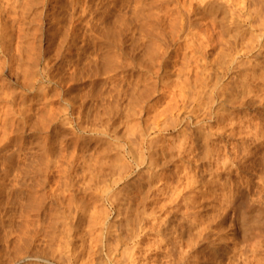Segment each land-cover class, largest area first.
Segmentation results:
<instances>
[{"label":"rangeland","instance_id":"1","mask_svg":"<svg viewBox=\"0 0 264 264\" xmlns=\"http://www.w3.org/2000/svg\"><path fill=\"white\" fill-rule=\"evenodd\" d=\"M7 1L8 2H6L5 0L0 1V62H1L0 63V74H1L0 75V86H1L0 87V95L1 94L3 95V96L2 95L0 96V99H1L0 100V111L1 112L3 110L5 111V112L3 111L4 113L2 112L1 116H0L2 118V120L0 118V120H1L0 121V123H1L0 131L3 132L5 130V134H0V146H1L0 147V188H1V190H0V194H1L0 195V200H1L0 201V203H1V205H0V210H1L0 211V241H1L0 242V264H3L4 262H5L4 264H9V263L14 264L13 262L16 261V259H18L17 255L20 254V252L18 253L19 248H28L31 251L41 250L40 251L41 254H43L42 251H44V253H46V255L45 254H43V255H45L47 257L49 255V257H48L50 260V261H48L49 264H53V263L56 264V261H55L56 259L53 261L50 258L52 255L53 256L57 255L56 251H58V253L64 252V254H68L69 257L71 258L70 264H91V263H93V264H102V263L103 264H113V262L116 260L118 262L123 263L125 261V263H127V262H129L127 260H129L128 258H129L130 253H137L136 255L138 256V260L141 258L140 260L142 261L141 255H143V252H144L143 250H145V247H143L144 244L142 245V243H143L142 238L143 237L141 238L140 236L143 235L142 229H143V226L146 224L145 220H147V216H145V215L147 214L146 212H148V210H149V212H153L154 210L156 211V207H157L156 202L158 201L157 199H160L162 196L161 195L159 196V193L157 191H155V188L153 187L154 185H152V186L150 185L157 178L156 177H155L156 179L153 178L150 182L148 180V178L145 177L146 174L144 175V172H143V170L145 171L144 164L141 161L134 162L130 156L131 155L130 153H136V154L139 153L138 155L140 156V159H143L142 154L145 151V148H144L145 144H143L144 135L142 136V134L145 132H147L145 134H148V136H150V138L147 136L149 139L152 138L153 140H158V141H156V143H158V145H160V146L163 145L164 150L168 149L169 152L164 151V155L162 156L163 160L161 162V163H164V162H166V163L164 165L162 164L160 168H161L162 173L164 172V176H167V178L172 181V182L170 181L171 183L170 182L168 183L169 184L168 186L166 185L167 186L166 191L170 192V191H172L174 186H175V188H177V184H178L177 182L178 181L176 178L178 177V173L181 172V171L180 172L178 171L179 170L178 167L183 165V163L181 164L182 160L180 157H178V153H177L179 150L178 146L180 145L178 143L179 142L181 143L182 139H183L182 138L180 140L179 137H181V136L184 137L183 135L195 133L196 128H194V127L198 126L197 124L201 123V122H205L206 124H208V122L211 121L210 123H212L216 127V123H217L216 122V118H217L216 114H212L211 118L206 119V114H207L206 113L207 112L206 104H208V101L211 100V98H214L215 102L216 103L218 102L220 104V105H218L219 107L217 106L218 109L219 108L223 109L222 111H220V113H223V114L225 113L224 116H226L227 119L231 118L230 119L231 121L233 120V121L237 122V120L239 121V119L241 121L242 119L244 120L245 118L246 119L250 118V119H252V121L250 119H249L250 121L247 119V122L249 121V123L251 122L253 124V121L255 122V120H256V123H258L259 121H262L264 119V101H263L264 100V24H262V25L259 24L260 22H262V20L264 22V17H263L264 16V0H250V1H248V5L246 3H243V5H241L239 7V8H242V10L239 9L238 7L230 9L231 13H235L236 11H234V10L236 8H237L236 10H238V9L241 10L242 12L241 11L239 12V10L237 11V13L240 14V16H239L240 18H238L237 15H239V14H237V13H235V14H237L236 15L237 17H235V14H231L229 12L230 10L227 12L228 9H224L227 13L223 10V12L225 14H227L226 16H225V14H223V12L217 13L216 15L213 13H209V11L205 12L204 7H203V9L201 7H199V6H201V3L203 6V3H204L203 0L202 1L200 0L201 3L199 6H198L199 3L198 4L196 3L197 1L199 2V0H196V2H195V0H193V1H190V3H189V0H163V2L161 0H15V2H14V0H7ZM148 1H149L150 5L147 3ZM218 1L219 0H216L217 3H218ZM12 2L15 4L14 7H12L13 6ZM128 2H129V4H128ZM191 2H193V3H191ZM1 3H2V5H1ZM144 3H145V5H144ZM187 3H189V4H187ZM219 3H220V1H219ZM250 3H252V5H251L252 8L250 7ZM73 4H74V7H73ZM3 5H5V8ZM84 5H85V7H84ZM141 5L145 6V7L143 8ZM188 5H190L189 9L187 7ZM183 6L185 7V9L183 8ZM192 6L195 8H193ZM247 6H249V7H247ZM6 7H7V9H6ZM8 7L12 10L14 9L13 11L15 13H12L13 11L10 9L8 10ZM197 7H199V9ZM125 9H126V11H125ZM249 9L254 10V11L251 10V13L253 12L252 13L253 15H251L249 13V11H250ZM2 10L4 11V13ZM185 10H186V12H187V10L189 11L188 12L189 16H186ZM191 10L193 11L194 14L190 13ZM197 10H198V12L202 13L203 16L200 13H197ZM5 11H6V13H5ZM151 12L153 13V15L155 14L154 18L150 17L152 15ZM155 12H157V13L160 12L159 13L160 15L155 13ZM161 12H162V14H161ZM173 12H174V15H176L175 12L176 13L179 12V13L177 16H173L172 15ZM255 12L257 15H255ZM147 13H151V15L147 14ZM183 13H185V15ZM188 13H187V15H188ZM228 13H230L232 15L231 18L229 16L230 14H228ZM144 14H145V16L147 14L148 18L145 17ZM164 14H165V16H164ZM167 14H168V16L166 17ZM182 14H183V16H186V21H185V18L182 17ZM8 15H10V16H8ZM12 15H14V16L12 17ZM86 15H87V17H86ZM142 15L144 18H142ZM157 15L160 16V17H158V18H160V21L162 20L165 23H166L165 20L171 21V20L176 19L175 23L177 24V22H178L179 27L180 26H182V27L178 28L176 26V31L177 30H178L177 32L180 31L178 34L175 32L176 37H174V38H176L175 40L177 42L175 40L166 39V38L170 37V35L166 34L168 37L165 36V39L168 42L165 40L166 42L163 45H166L167 48L164 47L163 49H165V50L167 49L168 52H167L166 56H165V54H163V56H161V54H158L156 56V58H155L156 63L155 64H159V67L156 66L157 71L158 70L159 71L156 72V74L154 73L156 75L154 78V75L152 74V72L155 68L154 67L155 65H153V70L148 69V73L152 71L150 74H148L146 68L142 69V66H140L141 69H140V67L138 68V66H137L138 63H136V62H137V60H140L139 58L141 57V55L143 53V51H141V49L143 48L142 50H144V47H146V45H147L146 42L147 41L149 42V38L146 36L148 40L146 39L147 41H145V44L143 43L146 37L145 36H144L145 38L142 37L144 34L142 35L141 32H143V29H144L143 27L146 26V28H147V25L143 26V24L144 23L146 24L147 21L151 18L153 19V20L151 19L153 22L155 19H157L156 18ZM222 15H224L225 18L224 17L222 18ZM178 16H180V18L182 20L178 19ZM233 16L235 18H238L237 19L238 21L235 18H232ZM90 17H91V19H90ZM96 17H98V18H96ZM187 17H189V18L187 19ZM213 17H215V18H213ZM118 18H120V19L118 20ZM134 18H135V20H134ZM145 18H147V19H145ZM227 18H228V21H230V22L227 21L229 24L225 23ZM229 18L231 20L233 19L234 21L236 20V22H235L236 25L234 22L229 20ZM142 19H144L143 20L144 23H143ZM189 19H190V22H189ZM210 19L211 20L215 19L213 21L216 23L212 24L213 21H211ZM224 19H226V20H224ZM115 20H117V21H115ZM145 20H147V21H145ZM151 20H150V22H151ZM67 21H68V23H67ZM182 21L183 22L185 21V23H183ZM126 22H127V25H126ZM129 22H130V24H129ZM152 22L149 23V21H148L147 24L151 25ZM154 22L155 23L153 25H151V27L158 26V24H157L158 21L156 20ZM186 22H188V24ZM140 23H142V24H140ZM165 23L163 24L161 22L159 25L163 26V25H165ZM231 23L234 25H231ZM86 24H87V26H86ZM102 24H104V25H102ZM155 24H157V25H155ZM183 24H185V25H183ZM141 25H142V27H141ZM187 25H191V26H187ZM162 26H161V29L164 27V26L163 27ZM185 26H186V28H185ZM114 27H116V28H114ZM134 27L136 30L134 29ZM140 27L142 29H140ZM149 27L150 26H148V28ZM189 27H190V29H189ZM76 28H78V29H76ZM110 28L115 29V30H110ZM138 28H139V31H141V32L137 31ZM107 29H109L108 31H111L109 35L106 33ZM179 29H182L183 31L179 30ZM188 29L190 31V32H188V35H190L192 33L197 34L198 32L202 34V32L205 30L204 31L205 33L202 34L205 38L201 37L200 36L201 34L198 33L200 39L197 38V41H198V39L201 41V42L199 41L201 46L206 45L208 43L207 46H205V47H207V49L206 48H205L206 50L203 49L207 53H206L204 59L201 60L200 62H199V60L197 61L195 59L196 62H198L197 65L192 64L190 66L191 68L193 66H195V67H193L195 74H194V76L192 75V77L190 76L191 78L189 77L190 78L189 81H191V82L188 85L187 84L184 85V86L187 85L186 86L187 89L185 88L183 91V94H184V101L182 103L183 107L182 108L180 107V111L178 110V112L176 110L175 111L173 110L172 112H170L172 114L164 113V114H162L163 116L161 115L162 118H164L165 115L170 114L169 116H166V117L168 119L170 117L172 120L173 119L175 120V121L173 120L174 122L171 119H170V121H172V122H169V120H168L169 125L167 126V129L165 128V130H163L162 129L163 126H161V124H160V121L163 120L162 118H160L161 117L160 113H161V111L163 112V110H165L164 107L166 105H167V107L171 106L168 104H172L173 101L171 102V100H170L172 93L170 95L169 89L167 90V88L163 87L165 84L164 83H163L164 85L162 84L161 79L163 80L162 77H164V80H165V77L168 76L169 77L168 79L171 78V80H173L177 76L178 80L179 79L182 80L183 74L185 72L183 73L182 71H179V72H182V73H180L182 75L181 76L177 70L181 67V63H180V61H181L180 59L182 56L181 53H183L184 50H181L182 51L181 52V51H176V49H178L179 47H180L179 49L185 48L188 46L193 47L192 45H188L187 41L191 40V38H192L191 41L194 42L196 39H194L193 37H195V38L198 37V35L192 34L188 37L189 40L186 41L185 37L187 36V32H184V31H188ZM198 29H200L201 32ZM220 29H221V31H220ZM195 30H197L198 32ZM63 31H65V33ZM101 31H103V32H101ZM113 31L118 32V34L120 36L119 39L121 41H119V39H118V42H117V40H115L118 37L116 34L117 32L113 33L116 35V37L113 35L115 39L113 37H111L112 36L111 34ZM119 32L121 33V35ZM136 32L138 33V35ZM181 32H183V33L181 34ZM219 32H220V34H219ZM122 33H123V35H122ZM97 34H99V35H97ZM103 34H105V36L106 35L110 36V37L107 36V39H109V40L113 39L114 42H116L118 45L115 44L111 40L109 42V40L104 39L106 37L103 38V36H102ZM139 34H141L142 35L141 37L144 39L139 38V40H138V37H140ZM180 34H181V36H180ZM178 35H179V37H177ZM255 35L257 37H255ZM60 36L61 37L63 36V38H61ZM191 36H193V37H191ZM97 37L102 41H99V39ZM201 38H204V41L201 40ZM96 39H97V41H96ZM141 39H142V42H140ZM183 39H185V40H183ZM183 41H185L186 43ZM191 41H189L190 44H192ZM7 42L10 44H8ZM108 42L111 43V46H110V47H112L111 50L113 52H114V50H116L114 52L116 55L114 53H110V52H112L111 50L110 51L108 50V47L110 45ZM137 42L139 43V46L137 45ZM178 42H179V44L177 45L176 43H178ZM199 42H196L195 44L193 43V45H195L194 46L195 48L197 47ZM204 42H205V44H203ZM1 43H2V45H1ZM141 44H143V45L140 46ZM186 44L188 46H185ZM249 44H251V46ZM3 45L8 46V47H4ZM25 45H27V46L31 45L32 47L34 45L35 47H33V48H35V52L32 53L31 51L32 50L34 51V49L30 48L31 50H29V47L27 48V46L25 47ZM106 45L108 47H105ZM115 45H117V46H115ZM181 45L182 46L184 45L185 47H182ZM103 46L106 49L103 48ZM60 47H61V49H60ZM168 47L171 49H168ZM189 47H188V49H189ZM26 49H28V50H26ZM103 49H104V51H103ZM107 50L110 53L109 57L112 56L108 59H106L107 57L105 58V56L109 54ZM29 51H30V53H29ZM171 51H173V53H175L177 55V57L175 54L170 53ZM189 51L190 50H186V53L187 52L189 53ZM31 53L33 54V56ZM34 53L36 54V56ZM170 54H173V55H171V57L174 56L171 59H170ZM91 55H93V56H91ZM168 55H169V58H167ZM103 56L105 59L103 58ZM158 56H161L159 58V60L162 57H163L162 59H165V60H162V59L160 61L157 60ZM197 56H196V58L198 59ZM36 57L38 60L36 59ZM199 57H201V56H199ZM13 58H14V60H13ZM116 58L119 60H116ZM31 59L32 60L34 59V60L31 61ZM109 59H110L111 63L108 62ZM168 59H169V62H168ZM104 60H106L108 62V64ZM125 60H126V62H125ZM22 61L23 62L26 61V62H24V64H23ZM78 62H80V63H78ZM161 62H162V64H161ZM165 62L167 63L166 65H165ZM96 63H98V64H96ZM246 65H248V66H246ZM25 66H26V68H25ZM164 67L166 69L167 68L170 69V71L166 70V71H169V73L164 71L165 69L163 70ZM25 69H27V70H25ZM105 69H108V70H105ZM19 70L21 71V73H19L20 72ZM88 70H89V72H88ZM149 70H151V71H149ZM79 71H80V73H79ZM161 71L164 72L165 74L167 73V75L163 74ZM100 72H101V74H100ZM107 73L109 75H107ZM87 74H88V76H87ZM123 74H124V76H123ZM115 75H116V77H115ZM150 75L152 78H154V81L150 77ZM97 76H99V77H97ZM142 76L147 78V79L144 81V79L141 78ZM159 76L160 77L162 76L160 78V80H159ZM123 77H124V80H123ZM192 78H193V80H191ZM141 79H143L142 81L145 83L147 81V85L149 82H151V83L155 82L156 84L154 83L152 85L149 83L150 85L147 86L145 83L141 82L142 83V85H141V83H139V81ZM148 79H149V81H148ZM168 79H166V80H168ZM164 80H163V82H164ZM175 80H177V79H175ZM175 80H173V81H175ZM21 81H23V82H21ZM158 81L159 82L161 81V84H159ZM167 82H169V81H167ZM109 83H110V85H109ZM127 84L128 85L131 84V86L136 87L135 90L132 89V87L128 86ZM135 84L138 86H135ZM143 84H145V85H143ZM113 85L116 86V88L113 87ZM189 85H190V87L188 88ZM125 86H127V87H125ZM146 86L148 89H149V87H150V89H152V90H149V91H151L150 93L147 92L148 89H146ZM142 87L145 89H143ZM250 87H251V89H250ZM125 88H127V89H125ZM5 89L8 92L7 91L5 92ZM111 89H113V91ZM137 89H141V90L143 89V91L146 90V91H144L145 93L143 92L144 94L149 93L147 95V97L145 98L146 100L143 102L144 104H142L144 107L142 109V112L138 111V107L135 108L134 105H132V104H131L132 105V107H131L130 103H128V96H129V94H131L130 93V92H132L131 90H134L132 93L136 94ZM11 90H13V91H11ZM249 90L251 91V93H248ZM9 91L11 93H9ZM5 93H6V96H4ZM140 93H142V92L141 91L139 93L137 92V96L143 95V93L142 94H140ZM18 94H19V96H18ZM117 95H119V96H117ZM185 96H186V98H185ZM260 97H262V99ZM218 98H220V99H218ZM236 98H238V99H236ZM232 99H235L236 101L232 100ZM30 100H32V101H30ZM68 100L69 101L71 100V101L69 102ZM71 102H73V104ZM231 102L233 103V105ZM109 104L112 106H109ZM178 104H180V103H178ZM186 104L188 105L187 107L190 106L191 108L190 107L189 108L184 107ZM4 105L7 108L11 107L10 109H8L10 111L15 110L14 111L15 114H13L15 116L10 115V117H9L8 113H6L9 111H6L7 108L4 109ZM167 107H165V108H167ZM192 107H193V110H192ZM1 109H3V110H1ZM21 109H22V113H21ZM51 109H52V112H51ZM161 109H163V110H161ZM143 110H145V111H143ZM158 110H161V111H158ZM107 111H109V112H107ZM49 112L52 114H50ZM203 112L205 113V115L203 114ZM23 113H25V114H23ZM3 114H4L5 119H3V116H2ZM46 114L49 116H47ZM55 114H56V117H55ZM175 114H177V115L175 116ZM228 114L230 115V117ZM45 115L47 116V119H46V121H42V120H45V118H46ZM51 115H54V117L53 116L51 117ZM103 115H105V116H103ZM155 115L156 116L158 115L156 121H154L156 119ZM261 115H262V117H261ZM64 116H66V118ZM153 116H155V118H153ZM203 117H205V118H203ZM50 118H51V120L49 121ZM260 118H263V119L261 120ZM6 119H9V121L7 122ZM151 119L153 120V123L151 122ZM159 119H160V121H158ZM212 119H214L215 121ZM229 119H228V121H229ZM65 120H67V121H65ZM207 120H209V121H207ZM217 120H218V118H217ZM245 120H244V122H245V124H247V122ZM11 121L13 123H11ZM40 121H42V122H40ZM9 122L11 123V125L8 126ZM39 122L41 123V125ZM154 122L155 123L157 122V124L154 125L155 124ZM162 122L163 121H161V123ZM175 122L178 123L179 125L176 124ZM196 122H197V124H196ZM210 123H209V125L212 126V124H210ZM256 123H254V124H256ZM44 124H45V126H44ZM149 124L150 125L152 124L151 125L153 127L152 131H150L151 127L149 126ZM183 124H186L188 126H186V125H185L186 127L182 126ZM169 126H171V128ZM180 127H181V130H180ZM11 128L14 129V131L12 130V132H14V133L8 132L6 134L8 129L10 131ZM158 128H160V129L157 130ZM182 128H184V130ZM176 129L179 131H177ZM213 129H214V127H213ZM145 130H147V131H145ZM241 130L243 131V128L242 129H236L235 132L240 131V133H241L242 132ZM158 131L159 132L161 131V132L158 133ZM54 132H56V133H54ZM128 132H129V134H131V133L132 134L129 135ZM141 132H142V134H141ZM243 132H245V129ZM138 133H140V135ZM182 133H183V135H181ZM126 135L127 136L129 135L131 138L129 136L127 137ZM40 136H41V138H40ZM224 136H225V138H224ZM224 136L220 140H219V138L216 140L217 142L221 141V142H218L219 144L216 141L213 143H217L219 145V147H222V145L224 146L225 144H226L225 146H227V144H228L227 151L230 149V152H231V150H232V152H234L235 156L232 157L234 154L233 153L228 154V152H229L228 151L227 152L228 158H225L223 160L224 162H222L223 163L222 165L224 166L227 159H232V158H234V159L229 160V161L231 164H233V163L234 164L231 165L230 163H228V164L226 163L227 165L225 164V167H223V169L221 170L220 162L222 161V159L219 158L220 162L219 161H216V162H219L218 164H220V166L219 165L217 166V163L215 162L216 163L215 169L216 170L218 169L217 170L218 172L214 170L213 172H215V173H214L213 177H215V174H218V176H216L215 179L216 180H218V178L220 179V185L222 184V189H224V187L230 188V186H232L231 189L233 190L236 186H240V184L242 185V187L244 186L245 188H248L250 186V188H248V190H249L248 191V193H249L248 197L250 200L247 199V201L249 203L246 202V203H239L238 204V205H240L239 211H241L240 212L241 215L239 213L240 223L243 225L242 222L246 223V221H248V219H250L251 217H255L256 219H258L257 221H262L261 220L262 215H259V212L256 213V210H255L256 208L254 209L253 206H251V203L255 204L256 200L260 199L259 202L262 201L261 205L258 201L256 204L258 205V203H259L260 206L263 205L262 207H264V203H263L264 202L263 201L264 200V183H263L264 182L263 181L264 175L262 177L257 176L258 173L260 174V172L262 170H264V166H262L261 161H259V160H264V157H260V156L264 155L263 153H261V152H264V141H261L259 139L250 141L249 137H247L248 140L242 139V137H240L244 141V145H243V143H241L243 141L237 135L236 136L239 139L236 136H232V139H231V136H226V135H224ZM77 137H78V139H77ZM153 137H155V139ZM156 138H160V141H163V142H160L159 139H156ZM176 138H177V140H175ZM244 138H246V137H244ZM58 139H61L62 141L58 140ZM43 140H45V141L43 142ZM153 140H152V142L154 143ZM222 140L224 143L222 142ZM240 140H241V142H240ZM251 140H252V138H251ZM75 141H76V143H75ZM176 141L178 142L177 144H176ZM228 141H229V143H228ZM54 142L57 143L58 145L55 144ZM232 142L234 143L235 146H236V144L244 146L243 149H245V150L243 151L242 147L239 145H238V147L236 146L237 148H235V146L233 145ZM261 142H262V144H261L262 146L260 144H258ZM2 144H3V146H2ZM229 144L233 145V146H229ZM169 145L172 146L173 150H172L171 146L168 147ZM216 145H214V146H216ZM175 146L178 147V150H177V148L175 149ZM214 146H213V148H214ZM37 147H38V149H37ZM39 147L42 149H39ZM43 147H44V149H43ZM203 147H204L203 145H199V148H197L198 150L196 149V152L199 151V153L195 152V154L199 155V154L205 153V152L209 153L212 150V148H211L208 151V149L210 147L207 148V150L204 147L205 150L203 151ZM230 147L231 148L234 147L233 149H236V152H235V150L231 149ZM239 147H241V148H239ZM239 149H242V150H239ZM237 150L239 153L236 155ZM65 151L67 152V154H65L66 153ZM44 152H47V155L49 153V155H48L49 158H47V156L44 157V155L41 154ZM72 152H74V153H72ZM166 152H168V153L171 152L172 155L168 154V153L166 154ZM242 152H244V153L249 152V154H251V155H252V153H254L257 156H254V154H253V156L246 155V154L244 155V153L242 154ZM208 153H207V156H208ZM211 153H209L210 155L208 157L211 156ZM68 154L72 157L69 158ZM80 154H82V155H80ZM173 154L176 155L175 158H174ZM230 154H232V155H230ZM38 155H40V157ZM169 155L173 156L172 157L173 159ZM197 155L195 158L198 157ZM201 155H203V154H201ZM212 155H214V151H213ZM41 156H42V158H44L46 160L44 161L41 158ZM51 156L53 158H51ZM167 156H168V158H167ZM237 156H238V158H237ZM239 156H241V157H239ZM54 157H56V159H58V160H56ZM117 157H119V158H117ZM120 157H122V158H120ZM201 157L202 156H199L198 158H201ZM208 157L203 156L198 161L195 159V161H197V163L196 162L195 163L198 166L195 163H191L194 166V167H192V165H191V168L193 169V168H196L195 166H197L198 167L197 169H199L201 171V173L199 172L196 174L197 176H195V178L198 177L199 174H201L198 177L201 180V182L206 183V181H207V183L212 184V182L213 183L215 182V179L212 177L213 178V180H212L211 177H209V176L213 175L212 174L213 172L212 171L209 172V171L214 169L215 163L211 167V164H213L214 161L213 162H212V160L210 161V159H212V158L208 159ZM211 157H213V156H211ZM229 157H231V158H229ZM250 157L251 158L254 157V159L250 160ZM4 158L6 159V161ZM37 158H39V161ZM40 158H41V160H40ZM71 158H72V160H71ZM114 158H116V159H114ZM203 158L205 161H203ZM50 159L51 160L53 159L52 160L53 163ZM67 159H69V160L67 161ZM75 159H76V161H75ZM89 159H90V161H88ZM169 159L172 161V163ZM175 159H176V161H175ZM206 159L208 161H206ZM42 160L44 161V163H40ZM47 160H50V161L48 162ZM91 160L93 161V163ZM201 160H202V162H201ZM248 160H249V162H248ZM37 161L40 163V165H43V166H40ZM168 161H170V162H168ZM229 161L227 160V162H229ZM256 161L259 162V164ZM58 162L60 163L59 166H58ZM111 162H112V164H111ZM245 162L247 164H251V165H248L249 167H247V164H245ZM46 163H48V164L44 166V164H46ZM61 163H63L64 165ZM124 163H125V165H124ZM206 163L207 164L211 163V164L207 165ZM252 163H253V165H252ZM199 164L202 166H200ZM242 164H243V166H242ZM61 166L64 167L63 168L64 172H62L63 169ZM113 166H115V167H113ZM165 166L167 168H164ZM208 166H210L211 169L207 168ZM250 166L251 167L253 166V167L251 168ZM110 167H112V168H110ZM121 167L123 168V170H121L122 169ZM43 168L45 169V171H43L44 170ZM68 168H70L69 171H68ZM81 168L83 169V171H81L82 170ZM205 168H206V170L210 169L209 171L208 170L207 171L212 175L206 176L205 174L208 172H206ZM226 168L228 169V171H226L227 170ZM232 168H234V169H232ZM39 169H42L41 170L42 172L41 171L39 172ZM66 169H67V171H66ZM95 169L96 170L98 169L99 171L98 170L97 171L99 173ZM172 169H176V170L174 171ZM36 170H38V172H36ZM202 170H204V171H202ZM219 170L221 171V173ZM223 170H225L224 171L225 173H223ZM229 170L231 173L229 172ZM234 170H235V172H234ZM248 170H250V171H248ZM117 171H118V173H117ZM168 171L171 174L168 173ZM263 172L264 171H262V173ZM78 173H80V174H78ZM203 173H205V174H203ZM232 173L233 174L236 173V175H233ZM51 174H53V175H51ZM72 174H73L74 178L71 177ZM83 174H85V176ZM226 174H228L229 177H227L228 175H226ZM179 175H181V173ZM202 175L205 178L207 177L208 179H211L212 182L206 180L207 178L205 179ZM49 176H51V177H49ZM55 176H56V178H55ZM80 176L82 178H80ZM93 176H94V178H93ZM116 176H118V177H116ZM40 177H42V178H40ZM77 177H79V178H77ZM88 177H89V179H88ZM119 177H120V179H119ZM95 178L97 181L95 180ZM198 178H196V179L199 180ZM223 178L224 179L226 178V180L229 178L228 180H230V181L229 182H228V180L225 181V180H223ZM259 178L262 180V182H257V180ZM145 179L148 180L147 183H146L147 180L145 181ZM179 179H181V177ZM182 179H183L182 181H184L183 177H182ZM242 179H243V181H242ZM260 179L258 181H261ZM65 180H67V181H65ZM71 180L74 182H72ZM75 180H76V182H75ZM204 180H206V181H204ZM221 180H223V181H221ZM235 180H237V182H235ZM51 181L52 182L54 181L56 183H54V182L52 183ZM179 181H180L179 184L181 183V185L184 183V182H181V180H179ZM233 181H234V183H232ZM238 181H239V183H238ZM38 182H39V184H38ZM66 182H68L69 184H67ZM223 182H224V184L227 183V185L228 184L230 185V183H232V184L230 186L229 185L226 186V184H225V186H224ZM84 183L85 184L87 183V186H89V187L87 188ZM101 183H102V185H101ZM155 183L156 182H154L153 184H155ZM218 183L219 182H217V181L214 183L215 186L218 188L217 190H219V188H221V186L218 185ZM242 183H244V185ZM170 184H172V186ZM233 184H235L236 186L234 187ZM72 185H73V187H72ZM181 185H179L178 188H180ZM28 186H30V187H28ZM26 187H28L29 189ZM85 187H86V189H85ZM96 187H98V188H96ZM169 187H171L172 189L170 190ZM37 188H39V189H37ZM178 188L175 191L177 196L174 194L175 192L173 193L175 195V197H177L176 199H174L175 204H177V201H183L184 202L188 196L187 195L186 198L184 197L187 194L186 192L188 191L187 190L188 188L183 189V187H181L182 192L180 191L181 189L178 190ZM51 189H53L54 191ZM87 189H89L90 191ZM34 190L37 192L36 194H35ZM50 190H51V192L49 193ZM83 191H85V192H83ZM100 191L103 192L104 194L103 193L100 194ZM53 192H54V194H53ZM90 192H92V193H90ZM94 192H96V193H94ZM150 192H152V193H150ZM153 192L155 193L154 195H153ZM156 192H157V194H156ZM28 193H29V196H28ZM93 193H94V195H93ZM144 193H146V196L142 195ZM170 193H169V196L171 198L172 193L171 194ZM259 193H261L262 195L260 196ZM34 194L36 197H38V194H39V198H41L40 194L44 197V198L42 197L43 198L42 202L44 201L43 202L44 208L39 209V211H37V212L31 210L29 207V204L31 205V202L33 203L35 201L34 200L35 196H33ZM32 196L34 198H28V197H32ZM92 197H94V198H92ZM151 197H154V198H151ZM156 197H157V199H156ZM180 197H182L181 198L182 200H178V199H180ZM49 198L51 201L49 200ZM69 198H71V199H69ZM119 198H121V199H119ZM135 198H137V199H135ZM9 199L12 201H10ZM85 199H86V201H85ZM108 199L110 201H108ZM188 199H187V202L186 201L184 203L181 202L180 205H176L174 207L175 204L173 203L174 204L173 205L171 203L172 205L170 204V205H168V207L173 206L172 207L173 212H174V209L176 207H177L176 212L177 211L183 212L184 210L186 211L185 208H186V206L189 205ZM66 200H68V201H66ZM175 200H177V201H175ZM146 201H148V202H146ZM168 201H169V199H168ZM172 201H173V198H172ZM48 202H49V204H47ZM210 202L214 203L212 201H210ZM169 203H170V201H169ZM182 203L185 205H183ZM148 205H150V206H148ZM182 205H183L184 209H183ZM178 206H180V208ZM181 207H182V209H181ZM178 208H179V210H178ZM144 210H145L146 214L144 213ZM211 210H212V208L209 209L210 212H208L207 214L205 213V214L206 215H208L209 213L211 214ZM248 210H250V211H248ZM253 210H255L254 213H253ZM60 211H62V212H60ZM213 211L214 210H212V213H213ZM219 211H221V210H218L217 213H220ZM149 212H148V214H149ZM176 212H174V214L172 213L173 214L172 215L173 220L171 218L170 222H169L170 224H172V222L174 221L173 225L167 226V230L169 232H167V230H166L167 233L164 231V235L166 234L168 236V234L171 232V230H173V229H170V227L176 228V227H180V225H181L182 228H185V227L188 228V226H187L188 223L186 222L185 219H183V214L185 212L184 213L179 212L178 214ZM99 213H100V215H99ZM250 213H252L251 216H250ZM205 214L203 213L204 216H206ZM178 215H180V216H178ZM56 217H58V218H56ZM114 217L116 219H114ZM44 218H46V219H44ZM47 218H48V220H47ZM91 218H93V219H91ZM98 218H100V219H98ZM119 218H121V220H119ZM54 219H56V220H54ZM183 220H185V221H183ZM45 221H47V222H45ZM62 221H64V222H62ZM175 221H177V224H176L177 226H175ZM144 222H145V224L143 225ZM185 222H186V226L184 224ZM227 222H228V218L222 224V225H224V227L223 226L220 227L221 229L223 228L226 230H224V232H223V229H222L221 232L218 233V237L220 236V238H222L224 236L219 242L220 247H221L220 249L224 250L223 252H225V250H226V252L228 253V251L229 252L232 251L233 247L235 248V247L239 246L238 248L243 247L246 249L249 248L248 250H250L252 248H255V247L260 248L262 246L261 250L260 249L258 250V253H257L258 255L254 254L255 256L257 255L256 258L259 257V261L262 259L261 262H258V259H257V262L254 261L256 259V258H254L255 257L254 255H253L254 259L252 260L251 252L250 251L248 252V250L245 253V254H247V256L241 255L242 258L240 256L239 257L242 260H244V259L246 260L247 259L246 257H249L251 255L249 257V259L251 258L252 261L250 262V260L247 259L249 261L248 262L246 260L248 262L247 264H252L254 262L259 263V264H263L264 263L263 262L264 261V250H263V248H264V240H263L264 233L262 234L259 232L258 229H256V230L254 229L252 231L250 230L251 231V234H250V231L248 232V229L246 230L245 224L242 226L239 223L241 225L240 227L243 229L240 228L241 229L240 232L238 231L239 233L235 235L238 237H235V236H232V229L230 230V227H229V225H227ZM22 225H25L26 227L28 226L26 228L27 230L25 229V227L23 228ZM59 225H61V228L59 227ZM55 226H56V228H55ZM226 226L229 228H227ZM10 227H12V228H10ZM32 227L34 230L30 229ZM76 227H78V228L76 229ZM244 227H245V229H244ZM17 229L20 230L22 233L18 232ZM77 230H79V231H77ZM85 231L87 234L85 233ZM256 231H257V234H261V236H263V237H261L260 235L257 236L255 233ZM189 232H193V229L190 228ZM252 232H253V234H252ZM19 233L22 234L23 236L19 235ZM36 233H38V234L36 235ZM95 233H97V234H95ZM131 233L133 235L136 234L137 237H135L136 235L133 237ZM225 233H226V235H225ZM245 233H247V234H245ZM88 234L91 236H89ZM10 235H12V236H10ZM18 235H19V237H18ZM186 235L188 236V234H186ZM186 235L184 236L185 239L187 238ZM20 236H21V238H20ZM110 236H111V238H110ZM112 236H113V238H112ZM42 237H44V238H42ZM128 237L130 240L131 239L132 240L131 241L128 240L127 239ZM184 237H183V239H184ZM255 237H257V238H255ZM29 238H30V240H29ZM88 238H92V239H88ZM152 238L153 237H151V239ZM230 238H231V241H230ZM17 239H18V241H17L18 244H16ZM39 239H42V240H39ZM46 239H48L49 242ZM58 239L59 240L61 239V240L59 241ZM165 239H166L165 241H167L169 243L166 244V247H165V244H162V242H161V244L163 245V248H162V245H161V248H162V250L166 249L165 251L163 250L166 254L163 253V251H161L163 257H162V255H160L161 254V252H160L158 254V256H159L158 260L160 261V263H161V261H163L162 263H164L165 260L170 259L169 261L175 262V264H181L178 261V254H179L178 252L180 249L186 250V248H179L178 247V249H177L176 247L178 245L176 243H174L172 239L168 240L167 237ZM234 239L237 242L234 243L233 242ZM108 240L110 241V243ZM114 240H117V241L114 242ZM125 240H127V241H125ZM261 240H263V242H261L262 244L260 243L261 246L259 247V244L257 245V243ZM21 241H22V244H21L22 246L20 245ZM51 241H53V242H51ZM116 242H119V243L115 244L116 245L115 246L114 243H116ZM4 243H6V244H4ZM47 243H49V244H47ZM78 243H81V245L79 244V246H78ZM135 243H137V244H135ZM24 244H25V246H24ZM240 244L242 246H240ZM5 245H6V247H5ZM12 245H14L15 247ZM44 245H45V247H44ZM121 245H123L125 248ZM134 245H138V246H134ZM81 246H82V248H81ZM169 246H171L173 249ZM173 246H176V247H173ZM13 247L16 249H14ZM49 247H51V248H49ZM66 247H68V249ZM78 247H80V248H78ZM88 247L90 248V250H87ZM168 247H169V250H168ZM205 247H207V245H205ZM210 247H212V246H210ZM53 248H55V249L53 250ZM111 248L113 251L111 250ZM123 248H124V250H122ZM174 248H176V249L174 250ZM129 249H131L132 252H130ZM201 249L200 248L197 249V251L200 250V252H198L199 255H201V253L203 254L204 252L207 251V249H211V248H201ZM11 250H12V253H11ZM127 250H129V251H127ZM222 250H220L221 253H219V251H218L217 252L218 254L215 253V255H214L213 251L211 250L212 254H213L211 257H213V256L215 257L217 255V259L219 257V260L221 261V263L223 260L225 261V259L227 261V257L229 256L230 253L227 254L225 252V254H224L222 252ZM262 250H263V252H262ZM140 251L142 254H140ZM170 251L172 253H170ZM191 251L194 252L193 250H191ZM260 251L262 253H260ZM14 253H15V255H14ZM168 253L173 255L174 258L170 257L171 255H169ZM248 253H250V254H248ZM12 254L14 255V258H12V256H13ZM50 254H52V255L50 256ZM164 254L167 256H165ZM221 254H222V256H221ZM87 256H88V258H87ZM243 256L245 257L244 259H243ZM4 257H5V259H4ZM9 258H11V262L9 261L10 260ZM121 259H122V261H121ZM12 260H14V261L12 262ZM140 260H139V262H140ZM40 262H41V264H43L42 261H40ZM210 263L216 264V262H210ZM15 264H16V262H15ZM140 264H141V262H140ZM242 264H245V263L243 262Z\"/></svg>","mask_w":264,"mask_h":264},{"label":"bare ground","instance_id":"2","mask_svg":"<svg viewBox=\"0 0 264 264\" xmlns=\"http://www.w3.org/2000/svg\"><path fill=\"white\" fill-rule=\"evenodd\" d=\"M0 1H2V0H0ZM6 2H8L7 0H5ZM162 2H163V0H161ZM190 1H193V0H189V3H190ZM202 1V0H201ZM219 1H220V3H219ZM218 1V3L216 2V0H203V6H202V3L200 2V0H199V2L197 1L196 2V0H195V2L198 4V6L200 5V3H201V6H199V7H201L202 9H203V7L205 8L204 10H205V12H207V11H209V13H213V14H217V13H221V12H223V10L224 9H228L227 10V12L230 10V9H232V8H235V7H240L241 5H243V3H246L247 5H248V1H250V0H219ZM4 2V1H3ZM10 2V1H9ZM14 2H15V0H14ZM127 2V1H126ZM170 2V1H169ZM11 3V2H10ZM78 3V2H77ZM133 3V2H132ZM135 3V2H134ZM148 4H149V1L147 2ZM161 3V2H160ZM172 3V2H171ZM189 3H187V4H189ZM191 3H193V2H191ZM18 4V3H17ZM97 4V3H96ZM128 4H129V2H128ZM127 4V5H128ZM1 5H2V3H1ZM12 7H14V3L12 2ZM94 5V4H93ZM131 5V4H130ZM134 5V4H133ZM144 5H145V3H144ZM150 5V4H149ZM148 5V6H149ZM171 5V4H170ZM184 5V4H183ZM251 5H252V3H250V7H251ZM4 6V8H5V5H3ZM19 6V5H18ZM83 6V5H82ZM100 6V5H99ZM125 6V5H124ZM142 6V5H141ZM185 6V5H184ZM183 6V8L185 9V7ZM194 6V5H193ZM192 6V7H193ZM73 7H74V4H73ZM84 7H85V5H84ZM102 7V6H101ZM143 8L145 7V6H142ZM188 7V9H189V7H190V5H188L187 6ZM199 7H197L198 9H199ZM247 7H249V6H247ZM3 8V9H4ZM193 8H195V7H193ZM245 8V7H244ZM252 8V7H251ZM6 9H7V7H6ZM5 9V10H6ZM10 8L8 7V10H9ZM93 9V8H92ZM99 9V8H98ZM107 9V8H106ZM123 9V8H122ZM137 9V8H136ZM237 9V8H236ZM234 10V11H236L235 13H237V11L239 10V9H241L242 10V8H239L238 10ZM10 10H12V9H10ZM14 10V9H13ZM12 10V11H13ZM94 10V9H93ZM170 10V9H169ZM196 10V9H195ZM201 10V9H200ZM199 10V11H200ZM241 10H239V12L241 11ZM250 10V9H249ZM248 10V11H249ZM252 10V9H251ZM251 10L249 11V13L251 14V15H253L252 13H251ZM259 10V9H258ZM3 11V10H2ZM87 11V10H86ZM124 11V10H123ZM125 11H126V9H125ZM203 11V10H202ZM225 11V10H224ZM252 11H254V10H252ZM256 11V10H255ZM261 11V10H260ZM177 12V11H176ZM175 12V14L176 15H174V12L172 13V15L173 16H177L178 15V13H176ZM189 11L187 10V12H186V10H185V13H186V16H189V13H188ZM196 12V11H195ZM226 12V11H225ZM226 12V13H227ZM230 13H231V10L229 11ZM242 12V11H241ZM3 13H4V11H3ZM5 13H6V11H5ZM11 13V12H10ZM12 13H15L14 11L12 12ZM11 13V14H12ZM84 13V12H83ZM102 13V12H101ZM152 13V12H151ZM151 13H147V14H150L151 15ZM155 13H157V12H155ZM160 13V12H159ZM159 13H157V14H159ZM164 13V12H163ZM185 13H183L184 15H185ZM187 13H188V15H187ZM190 13H193V11L191 10V12ZM197 13H200V12H198V10H197ZM230 13H228V14H230ZM235 13H231V14H235ZM94 14V13H93ZM107 14V13H106ZM146 14V16H145V14H144V16L145 17H147L148 18V15ZM161 14H162V12H161ZM183 14H182V17H184L185 18V21H186V16H183ZM194 14V13H193ZM201 15H202V13H200ZM204 14V13H203ZM208 14V13H207ZM223 14H225L224 12H223ZM229 15L230 16V18H231V16L232 15ZM237 14H239V13H237ZM237 14H235V17H237L238 16V18H240L239 16H240V14L239 15H237ZM249 14V15H250ZM71 15V14H70ZM152 15H153V13H152ZM150 16V17H155V14L153 15V16ZM160 15V14H159ZM227 14H225V16H226ZM237 15V16H236ZM255 15H257L256 14V12H255ZM8 16H10V15H8ZM14 15H12V17H13ZM72 16V15H71ZM74 16V15H73ZM83 16V15H82ZM120 16V15H119ZM164 16H165V14H164ZM163 16V17H164ZM168 16V14L166 15V17ZM203 16V15H202ZM201 16V17H202ZM211 16V15H210ZM214 16V15H213ZM225 16L224 15H222V18L224 17L225 18ZM85 17V16H84ZM86 17H87V15H86ZM121 17V16H120ZM141 17V16H140ZM149 17V18H150ZM158 17H160V16H156V18L157 19H155L154 21H158L157 22V24H158V26H153V27H151V25H153L155 22L153 21L152 22V20L151 19H149L148 21H149V23H151L152 22V24L151 25H149V24H147L148 23V21L147 20H145V21H147V23L145 24L144 23V19H142V21H143V26L144 25H147V28H148V26H150L148 29L146 28V26L145 27H143L144 29H143V32H141V31H139V28H138V30L137 31H139V32H141L142 33V35L141 34H139L140 35V37H138V40H139V38H142V37H148L149 38V42L147 41L148 39H147V37L145 38V40H144V44H145V41H147L146 43H147V45H146V47H144V50H142L141 49V51H143V53H142V55H141V57L139 58L140 60H137V62L136 63H138L137 64V66H138V68L140 67V66H142V69H145L146 68V70H147V73H148V69H151V70H153V65H155L154 67V70H153V72L151 71V70H149V71H151L152 72V74L154 75V78H155V74H156V72H158L157 71V67L156 66H158L159 67V64H155L156 62V60H155V58H156V56L158 55V54H161V56H163V54H165V56H166V54H167V52H168V50L166 51L165 49H163L164 47H166V45H163V44H165V42L167 41L166 39H171V40H175L176 38H174V37H176V33L178 34L179 32H177L176 31V26L178 27V28H180V27H182V26H180L179 27V24H178V22H177V24L175 23V20H171V21H167V20H165L166 21V23L164 22V21H160V18H158ZM162 17V16H161ZM200 17V16H199ZM206 17V16H205ZM234 16L232 17V18H235ZM264 17V16H263ZM56 18V17H55ZM69 18V17H68ZM96 18H98V17H96ZM95 18V19H96ZM100 18V17H99ZM102 18V17H101ZM137 18V17H136ZM142 18H144L143 17V15H142ZM147 18H145V19H147ZM170 18V17H169ZM174 18V17H173ZM172 18V19H173ZM189 17H187V19H188ZM213 18H215V17H213ZM229 18V20H231ZM238 18H235L236 20L238 19ZM13 19V18H12ZM73 19V18H72ZM75 19V18H74ZM90 19H91V17H90ZM116 19V18H115ZM120 18H118V20H119ZM163 19V18H162ZM178 19H181L180 18V16H178ZM177 19V20H178ZM263 19V18H262ZM129 20V19H128ZM134 20H135V18H134ZM138 20V19H137ZM140 20V19H139ZM150 20H151V22H150ZM182 20V19H181ZM184 20V19H183ZM211 20V19H210ZM213 20H215V19H212L211 21H213ZM224 20H226V19H224ZM236 20L234 21L233 19L231 20L232 22H236ZM76 21V20H75ZM115 21H117V20H115ZM141 21V22H142ZM180 21V20H179ZM185 21L183 22V23H185ZM228 18H227V20L225 21V23H228V22H230V21H228ZM238 21V20H237ZM62 22V21H61ZM93 22V21H92ZM165 23V25H161L163 28L161 29V26L159 25L160 23ZM181 22V21H180ZM189 22H190V19H189ZM223 22V21H222ZM57 23V22H56ZM67 23H68V21H67ZM75 23V22H74ZM80 23V22H79ZM89 23V22H88ZM99 23V22H98ZM187 24H188V22H186ZM212 23V22H211ZM214 23H216V22H214L213 21V23L212 24H214ZM55 24V23H54ZM73 24V23H72ZM116 24V23H115ZM119 24V23H118ZM129 24H130V22H129ZM139 24V23H138ZM140 24H142V23H140ZM157 24H155V25H157ZM191 24V23H190ZM193 24V23H192ZM229 24V23H228ZM259 24H264V22H263V20H262V22H260ZM58 25V24H57ZM102 25H104V24H102ZM120 25V24H119ZM126 25H127V22H126ZM183 25H185V24H183ZM231 25H234V24H232L231 23ZM235 25H236V23H235ZM3 26V25H2ZM5 26V25H4ZM86 26H87V24H86ZM118 26V25H117ZM138 26V25H137ZM187 26H191V25H187ZM196 26V25H195ZM226 26V25H225ZM224 26V27H225ZM229 26V25H228ZM54 27V26H53ZM57 27V26H56ZM81 27V26H80ZM97 27V26H96ZM100 27V26H99ZM125 27V26H124ZM131 27V26H130ZM141 27H142V25H141ZM140 27V29H142ZM7 28V27H6ZM55 28V27H54ZM113 28V27H112ZM114 28H116V27H114ZM121 28V27H120ZM132 28V27H131ZM184 28V27H183ZM182 28V29H183ZM185 28H186V26H185ZM5 29V28H4ZM58 29V28H57ZM75 29V28H74ZM76 29H78V28H76ZM85 29V28H84ZM102 29V28H101ZM124 29V28H123ZM127 29V28H126ZM134 29H135V27H134ZM182 29H179V30H182ZM189 29H190V27H189ZM189 29H188V31H184V32H187V36L185 37L186 38V41L187 40H189L188 39V37L190 36V35H192V34H195V33H192V34H190V35H188V32H190L189 31ZM70 30V29H69ZM80 30V29H79ZM104 30V29H103ZM109 29H107L106 31V33L109 35L110 34V32L111 31H108ZM110 30H115V29H111L110 28ZM117 30V29H116ZM125 30V29H124ZM131 30V29H130ZM133 30V29H132ZM136 30V29H135ZM198 30H200V29H198ZM134 31V30H133ZM183 31V30H182ZM195 31H197V30H195ZM203 31V30H202ZM205 31V30H204ZM202 32V34H204L205 32ZM220 31H221V29H220ZM64 33H65V31H63ZM101 32H103V31H101ZM109 32V33H108ZM117 32V31H116ZM115 31H113L112 32V36L111 37H113L114 38V36L116 37V35L115 34H113V33H116ZM132 32V31H131ZM176 32V33H175ZM198 32V31H197ZM196 32V33H197ZM200 32H201V30H200ZM215 32V31H214ZM120 33V32H119ZM137 33V32H136ZM183 32H181V34H182ZM199 33V32H198ZM198 33L197 34H195V35H198ZM117 34V38L115 39V40H117V42H118V39H119V34H118V32L116 33ZM170 35V37L169 38H166L165 39V36H167V35ZM181 34H180V36H181ZM199 34H201V33H199ZM200 35L201 37H204L203 35ZM219 34H220V32H219ZM63 35V34H62ZM97 35H99V34H97ZM108 35H106L105 36V34H103L102 36H103V38L104 37H106V38H104V39H107V36ZM114 35V36H113ZM120 35H121V33H120ZM122 35H123V33H122ZM134 35V34H133ZM137 35H138V33H137ZM217 35V34H216ZM136 36V35H135ZM142 36V37H141ZM206 36V35H205ZM56 37V36H55ZM61 37V36H60ZM108 37H110V36H108ZM168 37V36H167ZM177 37H179V35L177 36ZM191 37H193V36H191ZM255 37H257L256 35H255ZM254 37V38H255ZM61 38H63V36L61 37ZM98 38V37H97ZM125 38V37H124ZM132 38V37H131ZM144 38H142V39H144ZM194 39H196L194 42L193 41H191L192 40V38H191V40H189V41H191L192 42V44H190V42L189 41H187L188 43V45H192L193 47H189L187 44L185 45V46H188L189 47V49H188V47H185L184 45L182 46V47H185V48H181V49H176V51H181V50H184V52L183 53H181V61H180V63H181V67L177 70L178 72L179 71H182L184 74H183V78H182V80H178V78H177V76L173 79V80H175V79H177V80H175V81H173V80H171V78L170 79H168L169 77L167 76V77H165V80L166 79H168V80H164V77H162L163 78V80H164V82H163V80L161 79V81H162V84L164 85H162L163 87H165V88H167V90L169 89V94L171 95V93H172V96H171V102H172V104H168V105H171V106H168L167 107V105L165 106V107H167V108H165L164 107V109L165 110H163V109H161V110H163V112L161 111V110H158V111H161V113H160V116L162 115V114H164V113H170V112H172L173 110L175 111H177L178 112V110L180 111V107L182 108L183 106H182V103H183V101H184V94H183V91H184V89L186 88V86L191 82V81H189L190 80V78L192 77V75L194 76V74H195V71H194V68L193 67H195V66H193L192 68L190 67L192 64L194 65V64H198V62H196V60L198 61L199 60V62L201 61V60H203L204 59V57H205V55H206V51H204L203 49H207V47H205V46H207V44L206 45H202L201 46V44H200V37H199V35H198V37H193ZM197 38H199L198 39V41H197ZM205 38V37H204ZM204 38H201V40H203L204 41ZM253 38V39H254ZM99 39V38H98ZM136 39V38H135ZM142 39L140 40V42H142ZM147 39V40H146ZM193 39V40H194ZM107 40H109V39H107ZM106 40V41H107ZM111 41H113L114 42V40L113 39H110ZM110 40H109V42H110ZM129 40V39H128ZM166 40V41H165ZM170 40V41H171ZM180 40V39H179ZM183 40H185V39H183ZM51 41V40H50ZM96 41H97V39H96ZM99 41H102V40H100L99 39ZM105 41V40H104ZM119 41H121L120 39H119ZM135 41V40H134ZM176 41V40H175ZM200 41V42H199ZM108 42V43H109ZM139 42V41H138ZM137 42V45L139 46V43ZM168 42V41H167ZM177 42V41H176ZM183 42H185V41H183ZM196 42H199V44L197 45V47L195 48L194 46L195 45H193V43L195 44ZM8 43V42H7ZM98 43V42H97ZM115 44H117L116 42H114ZM113 43V44H114ZM120 43V42H119ZM132 43V42H131ZM135 43V42H134ZM182 43V42H181ZM186 43V42H185ZM184 43V44H185ZM8 44H10V43H8ZM15 44V43H14ZM87 44V43H86ZM110 45H109V47L111 46V43H109ZM172 44V43H171ZM177 45L179 44V42L178 43H176ZM203 44H205V42L203 43ZM252 44V43H251ZM251 44H249L250 46H251ZM1 45H2V43H1ZM99 45V44H98ZM105 45V44H104ZM118 45V44H117ZM117 45H115V46H117ZM143 44H141L140 46H142ZM174 45V44H173ZM210 45V44H209ZM208 45V46H209ZM253 45V44H252ZM4 46V45H3ZM11 46V45H10ZM18 46V45H17ZM27 45H25V47H26ZM38 46V45H37ZM113 46V45H112ZM120 46V45H119ZM126 46V45H125ZM168 46V45H167ZM176 46V45H175ZM4 47H8V46H4ZM29 47V50H31L30 48H32V49H34V51L32 50L31 52L33 53V52H35V48H33V47H35L34 45H33V47L30 45V46H27V48ZM105 47H108L107 45L105 46ZM104 46H103V48H105ZM108 47V50L110 51L111 50V48L112 47H110L109 48ZM178 47V46H177ZM176 47V48H177ZM24 48V47H23ZM96 48V47H95ZM139 48V47H138ZM137 48V49H138ZM167 48V47H166ZM247 48V47H246ZM7 49V48H6ZM13 49V48H12ZM18 49V48H17ZM60 49H61V47H60ZM63 49V48H62ZM106 49V48H105ZM117 49V48H116ZM130 49V48H129ZM140 49V48H139ZM168 49H171V48H169L168 47ZM205 49V50H206ZM248 49V48H247ZM251 49V48H250ZM26 50H28V49H26ZM107 50V51H108ZM126 50V49H125ZM186 50H190L189 51V55L186 53ZM2 51V50H1ZM60 51V50H59ZM103 51H104V49H103ZM106 51V52H107ZM109 51H108V53H109ZM112 51V50H111ZM116 50H114V52H115ZM130 51V50H129ZM170 51V50H169ZM38 52V51H37ZM113 51L112 52H110V53H114ZM182 52V51H181ZM29 53H30V51H29ZM31 53V54H32ZM40 53V52H39ZM58 53V52H57ZM107 53V54H108ZM110 53L108 54V55H106L105 56V58L106 59H108V58H110V57H112V56H110L109 57V55H110ZM119 53V52H118ZM128 53V52H127ZM170 53H173V51H171ZM177 53V52H176ZM35 54V53H34ZM104 54V53H103ZM115 54V53H114ZM113 54V55H114ZM130 54V53H129ZM132 54V53H131ZM173 54H175V53H173ZM173 54H170V59L171 58H173V57H171V55H173ZM178 54V53H177ZM2 55V54H1ZM7 55V54H6ZM30 55V54H29ZM78 55V54H77ZM99 55V54H98ZM116 55V54H115ZM133 55V54H132ZM137 55V54H136ZM176 55V54H175ZM198 55V56H197ZM15 56V55H14ZM32 56H33V54H32ZM35 56H36V54H35ZM70 56V55H69ZM91 56H93V55H91ZM95 56V55H94ZM161 56H158L157 57V60H159V58L161 57ZM196 56L198 57V59L196 58ZM199 56H201V57H199ZM74 57V56H73ZM78 57V56H77ZM115 57V56H114ZM176 57H177V55H176ZM89 58V57H88ZM103 58H104V56H103ZM104 58V59H105ZM163 58V57H162ZM161 58V59H162ZM167 58H169V55H168V57ZM2 59V58H1ZM10 59V58H9ZM25 59V58H24ZM36 59H37V57H36ZM35 59V60H36ZM76 59V58H75ZM78 59V58H77ZM83 59V58H82ZM97 59V58H96ZM99 59V58H98ZM112 59V58H111ZM160 59V60H161ZM196 59V60H195ZM13 60H14V58H13ZM26 60V59H25ZM34 60V59H33ZM32 59H31V61H33ZM38 60V59H37ZM36 60V61H37ZM87 60V59H86ZM85 60V61H86ZM113 60V59H112ZM116 60H119V59H117L116 58ZM130 60V59H129ZM159 60V61H160ZM162 60H165V59H162ZM2 61V60H1ZM4 61V60H3ZM12 61V60H11ZM28 61V60H27ZM30 61V60H29ZM84 61V60H83ZM93 61V60H92ZM104 61H106V60H104ZM122 61V60H121ZM19 62V61H18ZM23 62V61H22ZM24 62H26V61H24ZM24 62H23V64H24ZM88 62V61H87ZM91 62V61H90ZM108 62H110V59L108 60ZM108 62L106 61V63L108 64ZM114 62V61H113ZM125 62H126V60H125ZM131 62V61H130ZM168 62H169V59H168ZM196 62V63H195ZM1 63V62H0ZM33 63V62H32ZM31 63V64H32ZM39 63V62H38ZM73 63V62H72ZM78 63H80V62H78ZM92 63V62H91ZM101 63V62H100ZM105 63V62H104ZM105 63V64H106ZM111 63V62H110ZM119 63V62H118ZM117 63V64H118ZM122 63V62H121ZM124 63V62H123ZM16 64V63H15ZM37 64V63H36ZM66 64V63H65ZM74 64V63H73ZM96 64H98V63H96ZM120 64V63H119ZM125 64V63H124ZM161 64H162V62H161ZM167 63L165 62V65H166ZM230 64V63H229ZM34 65V64H33ZM38 65V64H37ZM75 65V64H74ZM88 65V64H87ZM91 65V64H90ZM115 65V64H114ZM136 65V64H135ZM27 66V65H26ZM26 66H25V68H26ZM77 66V65H76ZM108 66V65H107ZM123 66V65H122ZM128 66V65H127ZM144 66V67H143ZM163 66V65H162ZM234 66V65H233ZM246 66H248V65H246ZM28 67V66H27ZM32 67V66H31ZM36 67V66H35ZM94 67V66H93ZM98 67V66H97ZM96 67V68H97ZM101 67V66H100ZM110 67V66H109ZM120 67V66H119ZM126 67V66H125ZM169 67V66H168ZM236 67V66H235ZM30 68V67H29ZM45 68V67H44ZM71 68V67H70ZM170 68V67H169ZM32 69V68H31ZM64 69V68H63ZM77 69V68H76ZM92 69V68H91ZM140 69H141V67H140ZM165 69V70H164ZM25 70H27V69H25ZM30 70V69H29ZM66 70V69H65ZM94 70V69H93ZM99 70V69H98ZM102 70V69H101ZM100 70V71H101ZM104 70V69H103ZM105 70H108V69H105ZM116 70V69H115ZM163 70L164 71H166V70H169L170 71V69H166L165 67L163 68ZM11 71V70H10ZM20 71V70H19ZM61 71V70H60ZM83 71V70H82ZM87 71V70H86ZM92 71V70H91ZM111 71V70H110ZM109 71V72H110ZM114 71V70H113ZM155 71V72H154ZM169 71H166V72H168L169 73ZM14 72V71H13ZM25 72V71H24ZM75 72V71H74ZM88 72H89V70H88ZM146 72V71H145ZM151 72H149L148 74H150ZM162 72V71H161ZM177 72V73H178ZM182 72H179V74L180 73H182ZM19 73H21V71L19 72ZM33 73V72H32ZM56 73V72H55ZM69 73V72H68ZM73 73V72H72ZM79 73H80V71H79ZM78 73V74H79ZM91 73V72H90ZM113 73V72H112ZM155 73V74H154ZM163 74H165L164 72H162ZM245 73V72H244ZM243 73V74H244ZM14 74V73H13ZM96 74V73H95ZM99 74V73H98ZM100 74H101V72H100ZM139 74V73H138ZM151 74V75H152ZM249 74V73H248ZM1 75V74H0ZM12 75V74H11ZM28 75V74H27ZM31 75V74H30ZM33 75V74H32ZM107 75H109L108 73H107ZM151 75H150V77H151ZM165 75H167V73L165 74ZM178 75V74H177ZM181 75V74H180ZM179 75V76H180ZM258 75V74H257ZM87 76H88V74H87ZM94 76V75H93ZM102 76V75H101ZM123 76H124V74H123ZM147 76V75H146ZM182 76V75H181ZM191 76V77H190ZM254 76V75H253ZM259 76V75H258ZM20 77V76H19ZM38 77V76H37ZM59 77V76H58ZM74 77V76H73ZM96 77V76H95ZM97 77H99V76H97ZM103 77V76H102ZM115 77H116V75H115ZM131 77V76H130ZM160 76H159V80H160V78H161ZM190 77V78H189ZM16 78V77H15ZM33 78V77H32ZM106 78V77H105ZM120 78V77H119ZM137 78V77H136ZM135 78V79H136ZM141 78H143L144 79V81L147 79V78H145V77H141ZM152 78V77H151ZM154 78H152L153 79V81H154ZM157 78V77H156ZM258 78V77H257ZM256 78V79H257ZM114 79V78H113ZM118 79V78H117ZM132 79V78H131ZM140 79V78H139ZM138 79V80H139ZM143 79H141L140 81H139V83H141V82H143L142 80ZM150 79V78H149ZM149 79H148V81H149ZM259 79V78H258ZM20 80V79H19ZM26 80V79H25ZM32 80V79H31ZM106 80V79H105ZM104 80V81H105ZM123 80H124V77H123ZM128 80V79H127ZM171 80V81H170ZM191 80H193V78L191 79ZM30 81V80H29ZM33 81V80H32ZM54 81V80H53ZM113 81V80H112ZM136 81V80H135ZM161 81L159 82V84H161ZM167 81H169V82H167ZM173 81V82H172ZM21 82H23V81H21ZM57 82V81H56ZM120 82V81H119ZM123 82V81H122ZM138 82V81H137ZM27 83V82H26ZM108 83V82H107ZM111 83V82H110ZM110 83H109V85H110ZM114 83V82H113ZM138 83V84H139ZM143 83H145V82H143ZM150 84H154L155 82H153V83H151V82H149ZM148 83V85H150ZM194 83V82H193ZM22 84V83H21ZM40 84V83H39ZM146 85H147V81H146V83H145ZM145 84H143V85H145ZM156 84V83H155ZM185 84H187L186 86H184ZM116 85V84H115ZM122 85V84H121ZM124 85V84H123ZM128 85V84H127ZM134 85V84H133ZM141 85H142V83H141ZM147 85V86H148ZM112 86V85H111ZM117 86V85H116ZM116 86H114L113 85V87H115L116 88ZM128 86H131V84L130 85H128ZM135 86H138V85H136L135 84ZM147 86H146V89H148L147 88ZM195 86V85H194ZM1 87V86H0ZM37 87V86H36ZM40 87V86H39ZM109 87V86H108ZM125 87H127V86H125ZM132 87V89H134L135 90V88L136 87H134V86H131ZM190 87V85L188 86V88ZM4 88V87H3ZM21 88V87H20ZM138 88V87H137ZM143 88V87H142ZM125 89H127V88H125ZM130 89V88H129ZM143 89H145V88H143ZM143 89L141 90V89H137L136 90V94H133L132 92L134 91V90H131L132 92H130L131 94H129V96H128V103H130V106L132 107V105H134V107L136 108V107H138V111H140V112H142V109L144 108L143 107V105L142 104H144L143 102L146 100L145 98L147 97V95L151 92V91H149V90H152V89H150V87H149V89L147 90V92H149V93H147V94H144L145 92L144 91H146V90H144L143 91ZM187 89V88H186ZM250 89H251V87H250ZM38 90V89H37ZM41 90V89H40ZM108 90V89H107ZM112 91H113V89H111ZM123 90V89H122ZM193 90V89H192ZM7 90L5 89V92H6ZM11 91H13V90H11ZM22 91V90H21ZM110 91V90H109ZM129 91V90H128ZM144 92L143 93V95H139V96H137V92L139 93V92ZM188 91V90H187ZM191 91V90H190ZM239 91V90H238ZM243 91V90H242ZM8 92V91H7ZM38 92V91H37ZM42 92V91H41ZM115 92V91H114ZM189 92V91H188ZM196 92V91H195ZM2 93V92H1ZM9 93H11L10 91H9ZM27 93V92H26ZM118 93V92H117ZM127 93V92H126ZM142 93H140V94H142ZM190 93V92H189ZM239 93V92H238ZM248 93H251V91L249 90L248 91ZM20 94V93H19ZM19 94H18V96H19ZM28 94V93H27ZM34 94V93H33ZM183 94V95H182ZM236 94V93H235ZM2 95V94H1ZM0 95V96H1ZM12 95V94H11ZM108 95V94H107ZM125 95V94H124ZM146 95V96H145ZM186 95V94H185ZM250 95V94H249ZM254 95V94H253ZM256 95V94H255ZM3 96V95H2ZM4 96H6V93H5V95ZM23 96V95H22ZM114 96V95H113ZM117 96H119V95H117ZM241 96V95H240ZM242 97V96H241ZM8 98V97H7ZM6 98V99H7ZM10 98V97H9ZM12 98V97H11ZM185 98H186V96H185ZM261 99H262V97H260ZM18 99V98H17ZM21 99V98H20ZM115 99V98H114ZM120 99V98H119ZM144 99V100H143ZM218 99H220V98H218ZM236 99H238V98H236ZM240 99V98H239ZM242 99V98H241ZM1 100V99H0ZM11 100V99H10ZM118 100V99H117ZM232 100H235V99H232ZM18 101V100H17ZM30 101H32V100H30ZM29 101V102H30ZM69 101V100H68ZM71 101V100H70ZM69 101V102H70ZM236 101V100H235ZM248 101V100H247ZM264 101V100H263ZM142 102V103H141ZM227 102V101H226ZM261 102V101H260ZM9 103V102H8ZM72 104H73V102H71ZM175 105H174V104ZM178 103H180V104H178ZM223 103V102H222ZM232 103V102H231ZM230 103V104H231ZM236 103V102H235ZM234 103V104H235ZM19 104V103H18ZM120 104V103H119ZM132 104V105H131ZM185 104V103H184ZM263 104V103H262ZM8 105V104H7ZM6 105V106H7ZM190 105V104H189ZM218 105H220L218 102L216 103L215 102V99L214 98H211V100H209L208 101V104H206V109H207V114H206V119L207 118H211V115L212 114H216L217 115V118H218V120H217V118H216V127L212 124V123H210L211 121H209V120H207V121H209L208 122V124H206L205 122H201V123H198L197 124V122H196V124L198 125V126H196V127H194V128H196V132L195 133H193V134H186V135H183V133L181 134V135H183L184 137H182L181 135V137H179L180 138V140L182 139V142L180 143H178L177 141H176V144L178 143V144H180L178 147H179V150H178V147H176L175 146V149L177 148V150H178V157H180L181 158V160H182V162H181V164L183 163V165L182 166H179L178 168H179V172L181 173V175H179L180 173H178V177L176 178L177 179V183L179 184V180H181V182H184L182 185H181V183L179 184V185H181V187H183V189H187L188 191L186 192L187 194L184 196L185 198H186V196H187V199H188V203H189V205L188 206H186V211L184 210L183 212L182 211H179V212H182V213H184L183 214V219H185L186 220V222L188 223L187 224V226H188V228L187 227H185V228H182L181 227V225H180V227H176V228H173V227H170V229H173V230H171V232L168 234V236L166 235H164V231L166 232V230H167V226L169 225V226H172L173 225V222H172V224H170L169 222H170V219L172 218V215L174 214V212H176V208L174 209V212H173V206H171V207H168V205H170L171 203L173 204L174 203V199H176L177 197H175V195L177 196V194H176V190H177V188L179 187V185L177 184V188H175V186H174V188L172 189L171 187H169L170 188V190L172 189V191H170V192H167L166 191V189H167V186L169 185L168 183L171 181V180H169L168 178H167V176H164V172L162 173V171H161V165L163 164H165L166 162H164V163H161L162 162V156L164 155V151H168L169 152V150L167 149V150H164V148H163V145H158V143H156V141H158V140H153L152 138L151 139H149L150 138V136H148V134H145V133H147V132H145V133H143L142 134V132H141V134H142V136L144 135V140H143V144H145L144 146V148H145V151H144V153L142 154L143 155V159H140V156L138 155L139 153H130L131 155V158H132V160L134 161V162H139V161H141L143 164H144V169H145V171L143 170V172H144V175H145V177H147L148 178V180L151 182V180L153 179V178H155L156 180L154 181V182H156L155 184H153L154 182H152V184H150L151 186L152 185H154L153 187L155 188V191H157L158 193H159V196L161 195L162 197L160 198V199H157V197H156V199L158 200L156 203H157V207H156V211L154 210L153 212H149V210H148V212H149V214H148V212H146L145 213V210H144V213L146 214L145 216H147V220H145L146 221V224H145V222L143 223V235H141L140 237L143 239V243H142V245L144 244V246L143 247H145V250H143L144 252H143V255H141L142 256V261L140 260V262H141V264H175V262H171V261H169V260H165V262L164 263H162L163 261H161V263H160V261L158 260V254L161 252V251H163L162 250V248H163V245L162 244H165V247H166V244H168L169 242H167V241H165L166 239V237L168 238V240H170V239H172L173 240V242L174 243H176L178 246L176 247V246H173V247H176L177 249H178V247L179 248H186V250H182V249H180L179 250V254H178V261L181 263V264H211L210 262H216V264H242L243 262L245 263V264H247L249 261L247 260V259H249V257L251 256L252 257V260L254 259V258H256V256L258 255L257 253H258V250L260 249L261 250V242H263V240H264V238H263V240H261V241H259L258 243H257V245L259 244V247L260 248H258V247H255V248H252V249H250V250H248V249H246V248H238V247H233L232 248V251H228V253L226 252V250H225V252L227 253V254H229V256L227 257V261H226V259H225V261L223 260L222 261V263H221V261L219 260V257H218V259H217V255L214 257H211L213 254H212V251H213V253H214V255H215V253H217L218 251H219V253H221V251L220 250H222V249H220L221 247H220V240L224 237H222V238H220V236L218 237V233L219 232H221V230L223 229H221L220 227L221 226H223L224 227V225H222L223 223H224V221L228 218V222H227V225H229V227H230V230L232 229V236H235L236 234H238L239 232H240V230L241 229H243V228H241L240 226L242 225L241 223H240V219H239V213L241 212V211H239V207H240V205H238L239 203H246V202H248L247 201V199L248 200H250L249 199V197H248V195H249V193H248V188H250V186L248 187V188H245L244 186V188L242 187V185L240 184V186H236L235 184H233L234 185V189L232 190L231 189V187L232 186H230L232 183H234V181L232 182V183H230V188L229 187H224L225 186V184H226V186H228L227 185V183H225L224 184V182H223V184H224V189H222V184L220 185V179L218 178V180H216L215 179V177L216 176H218V174H215V177H213L214 176V173L215 172H213L214 170L215 171H217L216 169H215V166H216V163H217V166L219 165L220 166V164H221V170L223 169V167H225V164L227 163H230V161L229 160H233L234 158H232V159H227L229 162H227V160H226V163L224 164V166L222 165L223 163L222 162H224L223 160L225 159V158H228V154L229 153H233L234 154V152H232V150H231V152H230V149L227 151V149H228V144H227V146H223L221 143V145H222V147H219V143L218 142H221V141H216L218 138H219V140L221 139V138H223V136L224 135H226V136H231V139H232V136H239V138L240 137H242V139H247V137H249L250 138V141H253V140H261V141H264V119L263 118H260L262 121H259L258 123H256V120H255V122L253 121V124L250 122L249 123V121L251 120L252 121V119H248L249 121L247 122V119L245 120L246 122H247V124H245V122H244V120L242 121H240V119H239V121L237 120V122H235V121H231L229 118V121H228V119L226 118V116H224V114L223 113H220V111H222L223 109H218L217 108V106ZM232 105H233V103H232ZM3 106V105H2ZM22 106V105H21ZM109 106H112V105H110L109 104ZM188 105L186 104L184 107H186V108H189V107H187ZM231 106V105H230ZM78 107V106H77ZM115 107V106H114ZM219 107V106H218ZM5 108H7V107H5V105H4V109ZM11 107H9V108H7V110L6 111H9V112H6V113H8V116L10 117V115H13V114H15V110H8V109H10ZM13 108V107H12ZM23 108V107H22ZM25 108V107H24ZM191 108V107H190ZM203 108V107H202ZM18 109V108H17ZM109 109V108H108ZM225 109V108H224ZM1 110H3V109H1ZM67 110V109H66ZM112 110V109H111ZM134 110V109H133ZM192 110H193V107H192ZM4 111V110H3ZM2 111V112H3ZM17 111V110H16ZM50 111V110H49ZM78 111V110H77ZM143 111H145V110H143ZM233 111V110H232ZM1 111H0V116H1V113H2ZM5 112V111H4ZM3 112V113H4ZM51 112H52V109H51ZM107 112H109V111H107ZM133 112V111H132ZM131 112V113H132ZM176 112V113H177ZM205 112V111H204ZM203 112V114L205 115V113ZM226 112V111H225ZM12 113V114H11ZM21 113H22V109H21ZM50 113V112H49ZM48 113V114H49ZM134 113V112H133ZM23 114H25V113H23ZM22 114V115H23ZM50 114H52V113H50ZM135 114V113H134ZM133 114V115H134ZM170 114H172V113H170ZM170 114H167V115H165V119L164 118H162V116L160 117V118H162L163 120H161V121H163L162 123H161V121H160V119L158 120V121H160V124H161V126H163V130H165V128L167 129V126L169 125V122H172L173 120L169 117V119L166 117V116H169ZM227 114V113H226ZM262 114V113H261ZM6 115V114H5ZM28 115V114H27ZM47 115V114H46ZM45 115V116H46ZM101 115V114H100ZM108 115V114H107ZM131 115V114H130ZM177 114H175V116H176ZM203 115V116H204ZM215 115V116H216ZM229 115V114H228ZM227 115V116H228ZM3 116V119H5V117H4V114L2 115ZM7 116V115H6ZM13 116H15V115H13ZM47 116H49V115H47ZM47 116H46V118H45V120H42L41 118V120L42 121H46V119H47ZM54 117V115H51V117ZM58 116V115H57ZM103 116H105V115H103ZM156 116V115H155ZM155 116H153V118H155ZM158 116V115H157ZM157 116H156V119L154 120V121H156L157 120ZM12 117V116H11ZM55 117H56V114H55ZM65 118H66V116H64ZM172 117V116H171ZM229 117H230V115H229ZM235 117V116H234ZM261 117H262V115H261ZM1 118V117H0ZM16 118V117H15ZM32 118V117H31ZM203 118H205V117H203ZM239 118V117H238ZM242 118V117H241ZM12 119V118H11ZM14 119V118H13ZM18 119V118H17ZM39 119V120H40ZM53 119V118H52ZM96 119V118H95ZM170 119L172 120V121H170ZM178 119V118H177ZM205 119V120H206ZM237 119V118H236ZM1 120H2V118H1ZM0 120V121H1ZM7 120V122L9 121V119H6ZM15 120V119H14ZM13 120V121H14ZM51 120V118L49 119V121ZM55 120V119H54ZM168 120H169V122H168ZM201 120V119H200ZM212 120H214V119H212ZM42 121H40V122H42ZM48 121V122H49ZM65 121H67V120H65ZM175 121V120H174ZM173 121V122H174ZM177 121V120H176ZM215 121V120H214ZM39 122V123H40ZM61 122V121H60ZM151 122L153 123V120L151 119ZM181 122V121H180ZM199 122V121H198ZM11 123H13L12 121H11ZM11 123L9 122V124H8V126L9 125H11ZM24 123V122H23ZM26 123V122H25ZM44 123V122H43ZM50 123V122H49ZM48 123V124H49ZM155 123V122H154ZM176 123V122H175ZM209 123L210 124H212V126L214 127V129H213V127L211 126V125H209ZM254 123H256V124H254ZM47 124V123H46ZM157 124V122L154 124V125H156ZM159 124V123H158ZM176 124H178V123H176ZM188 124V123H187ZM195 124V123H194ZM195 124V125H196ZM252 124V125H251ZM0 125H1V123H0ZM40 125H41V123H40ZM63 125V124H62ZM152 125V124H151ZM150 124H149V126L151 127V130L150 131H152V129H153V127L151 126ZM179 125V124H178ZM177 125V126H178ZM186 124H183L182 126H185ZM254 125V126H253ZM44 126H45V124H44ZM181 126V127H182ZM186 126H188V125H186ZM185 126V127H186ZM149 127V128H150ZM170 128H171V126H169ZM168 127V128H169ZM181 127H180V130H181ZM184 127V128H185ZM156 128V127H155ZM169 128V129H170ZM176 128V127H175ZM184 128H182L183 130H184ZM189 128V127H188ZM187 128V129H188ZM243 128V131H244V129H245V132H243L242 130V132L240 133V131L239 132H235V130L236 129H242ZM160 128H158L157 130H159ZM12 130L14 131V129H12L11 128V130L9 131V129H8V131L6 132V134L9 132H11V133H14V132H12ZM128 130V129H127ZM156 130V131H157ZM177 130V129H176ZM194 130V129H193ZM213 130V131H212ZM136 131V130H135ZM145 131H147V130H145ZM177 131H179V130H177ZM161 132V131H160ZM159 131H158V133H160ZM176 132V131H175ZM54 133H56V132H54ZM131 133V132H130ZM153 133V132H152ZM0 134H5V130L3 131V132H1L0 131ZM127 134V133H126ZM128 134H129V132H128ZM132 134V133H131ZM131 134H129V135H131ZM139 135H140V133H138ZM154 134V133H153ZM180 134V133H179ZM17 135V134H16ZM49 135V134H48ZM128 135V136H129ZM177 135V134H176ZM56 136V135H55ZM63 136V135H62ZM127 136V135H126ZM127 136V137H128ZM134 136V135H133ZM149 138H148V137ZM236 136V137H237ZM18 137V136H17ZM57 137V136H56ZM55 137V138H56ZM130 137V136H129ZM136 137V136H135ZM148 139H147V138ZM244 137H246V138H244ZM40 138H41V136H40ZM66 138V137H65ZM131 138V137H130ZM133 138V137H132ZM154 139H155V137H153ZM161 138V137H160ZM160 138H156V139H159V141H160ZM163 138V137H162ZM224 138H225V136H224ZM238 138V137H237ZM238 138V139H239ZM251 138H252V140H251ZM62 139V138H61ZM61 139H58V140H61ZM77 139H78V137H77ZM137 139V138H136ZM168 139V138H167ZM173 139V138H172ZM229 139V138H228ZM227 139V140H228ZM230 139V140H231ZM235 139V138H234ZM241 139V138H240ZM241 139V140H242ZM10 140V139H9ZM35 140V139H34ZM57 140V141H58ZM72 140V139H71ZM139 140V139H138ZM152 140L154 141V143L152 142ZM175 140H177V138L175 139ZM225 140V139H224ZM241 140H240V142H241ZM248 140V139H247ZM246 140V141H247ZM36 141V140H35ZM38 141V140H37ZM45 140H43V142H44ZM47 141V140H46ZM62 141V140H61ZM73 141V140H72ZM134 141V140H133ZM172 141V140H171ZM217 142V143H213V142ZM243 141V140H242ZM245 141V142H246ZM17 142V141H16ZM142 142V141H141ZM160 142H163V141H160ZM173 142V141H172ZM175 142V141H174ZM222 142H223V140H222ZM248 142V141H247ZM246 142V143H247ZM260 142V141H259ZM55 143V142H54ZM61 143V142H60ZM59 143V144H60ZM63 143V142H62ZM75 143H76V141H75ZM74 143V144H75ZM126 143V142H125ZM139 143V142H138ZM171 143V142H170ZM224 143V142H223ZM228 143H229V141H228ZM233 143V142H232ZM231 143V144H232ZM239 143V142H238ZM241 143H243V145H244V141L243 142H241ZM255 143V142H254ZM55 144H57V143H55ZM140 144V143H139ZM214 145H216V146H214V148H213V146ZM253 144V143H252ZM258 144H262V142L261 143H258ZM58 145V144H57ZM61 145V144H60ZM168 145V144H167ZM166 145V146H167ZM172 145V144H171ZM171 145H169L168 147H170ZM199 145H203L205 148H206V150H207V148H209L208 149V151L212 148V150H211V152L213 153V151H214V155H212V153L211 152H209V153H211V156H213V157H208L210 154L208 153V156H207V153L205 154V153H201V154H203V155H201V154H199V155H197V154H195V152H196V149L197 148H199ZM212 147H211V146ZM220 145V146H221ZM233 145H234V143H233ZM233 145H230L229 144V146H233ZM238 145L239 144H236V146L238 147ZM2 146H3V144H2ZM43 146V145H42ZM41 146V147H42ZM65 146V145H64ZM75 146V145H74ZM235 146V145H234ZM235 146V148H237ZM239 146H241L242 147V149L244 148V146H242V145H239ZM246 146V145H245ZM262 146V145H261ZM1 147V146H0ZM7 147V146H6ZM18 147V146H17ZM23 147V146H22ZM53 147V146H52ZM59 147V146H58ZM72 147V146H71ZM167 147V148H168ZM203 147V151L205 150V148ZM241 147H239V148H241ZM12 148V147H11ZM61 148V147H60ZM133 148V147H132ZM166 148V147H165ZM171 148H172V146H171ZM231 148V147H230ZM234 148V147H233ZM233 148H231V149H233ZM37 149H38V147H37ZM39 149H42V148H40L39 147ZM43 149H44V147H43ZM54 149V148H53ZM65 149V148H64ZM73 149V148H72ZM71 149V150H72ZM242 149H239V150H242ZM250 149V148H249ZM35 150V149H34ZM47 150V149H46ZM61 150V149H60ZM172 150H173V148H172ZM176 150V151H177ZM198 150V149H197ZM233 150H235V152H236V149H233ZM245 149H243V151H244ZM8 151V150H7ZM15 151V150H14ZM44 151V150H43ZM68 151V150H67ZM64 152V151H63ZM62 152V153H63ZM66 152V151H65ZM168 152H166V154L168 153ZM201 152V151H200ZM227 152H228V154H227ZM36 153V152H35ZM46 155H45V154ZM44 153H41L42 155H44V157H46L47 156V158H49V153H48V155H47V152H44ZM72 153H74V152H72ZM196 153H199V151L198 152H196ZM239 152H238V150H237V153H236V155L238 154ZM244 152H242V154H243ZM251 153V152H250ZM261 153H263L264 154V152H261ZM10 154V153H9ZM40 154V153H39ZM58 154V153H57ZM60 154V153H59ZM65 154H67V152L65 153ZM70 154V153H69ZM68 154V155H69ZM77 154V153H76ZM124 154V153H123ZM141 154V153H140ZM168 154H171L172 155V153L170 152V153H168ZM205 154V155H204ZM250 155V156H253V154L254 153H252V155L251 154H249V152H247V153H244V155ZM51 155V154H50ZM55 155V154H54ZM80 155H82V154H80ZM120 155V154H119ZM171 155H169L171 158L173 157V156H171ZM174 155V154H173ZM182 155V156H181ZM196 155L199 157V156H206V157H208V159L209 158H212V159H210V161L212 160V162H213V164H211V163H208V164H211V167H212V165H214V163L216 162V161H219L220 162V159H222V161L220 162V164H218L219 162H216L215 163V165H214V169H212V170H210L211 168H210V166H208L207 168H210L208 171L209 172H213L212 174H210L207 170H206V168H205V170H206V172H208V173H203V174H205L206 176L208 175H212V176H209V177H211V179L213 180V178L215 179V182L217 181V182H219L218 183V185H220L221 186V188H219V190H217L218 188L215 186V182L213 183L212 181H211V179H208L207 177V179L206 180H208V181H211L212 182V184L211 183H207V181L206 180H204V181H206V183L205 182H201V180L198 178L201 174H199V176L198 177H196V178H198L199 180H197L196 178H195V176H197L196 174L197 173H201V171L199 170V169H197L198 167V165L196 164L197 163V161L198 160H200L201 158H195L196 157ZM230 155H232V154H230ZM26 156V155H25ZM39 157H40V155H38ZM76 156V155H75ZM85 156V155H84ZM121 156V155H120ZM235 156V154L232 156V157H234ZM254 156H257V155H255L254 154ZM3 157V156H2ZM10 157V156H9ZM8 157V158H9ZM70 157H72V156H70L69 155V158ZM78 157V156H77ZM169 157V158H170ZM176 157V155H174V158ZM239 157H241V156H239ZM260 157H264V155L263 156H260ZM34 158V157H33ZM41 158H42V156H41ZM41 158H40V160H41ZM51 158H53L52 156H51ZM55 159H56V157H54ZM61 158V157H60ZM67 158V157H66ZM74 158V157H73ZM81 158V157H80ZM117 158H119V157H117ZM120 158H122V157H120ZM167 158H168V156H167ZM170 158V159H171ZM220 158V159H219ZM229 158H231V157H229ZM237 158H238V156H237ZM256 158V157H255ZM5 159V158H4ZM30 159V158H29ZM38 159V161H39V158H37ZM44 161L46 160V159H44V158H42ZM78 159V158H77ZM114 159H116V158H114ZM169 159V160H170ZM173 159V158H172ZM179 159V158H178ZM177 159V160H178ZM195 159L197 160V161H195ZM249 159V158H248ZM251 159H254V157L253 158H251L250 157V160ZM258 159V158H257ZM256 159V160H257ZM262 159V158H261ZM41 161L40 163H44V161ZM51 160V159H50ZM50 160H47L48 162L50 161ZM53 160V159H52ZM51 160V161H52ZM56 160H58V159H56ZM69 159H67V161H68ZM71 160H72V158H71ZM93 160V159H92ZM91 160V161H92ZM168 160V159H167ZM237 160V159H236ZM259 160V159H258ZM5 161H6V159H5ZM10 161V160H9ZM29 161V160H28ZM35 161V160H34ZM37 161V162H38ZM75 161H76V159H75ZM79 161V160H78ZM88 161H90V159L88 160ZM94 161V160H93ZM93 161H92V163H93ZM107 161V160H106ZM118 161V160H117ZM166 161V160H165ZM171 161V160H170ZM170 161H168V162H170ZM175 161H176V159H175ZM203 161H205L204 160V158H203ZM206 161H208L207 159H206ZM259 161H261V165L262 166H264V160H259ZM36 162V161H35ZM34 162V163H35ZM61 162V161H60ZM95 162V161H94ZM129 162V161H128ZM196 162V163H195ZM201 162H202V160H201ZM200 162V163H201ZM235 162V161H234ZM248 162H249V160H248ZM255 162V161H254ZM253 162V163H254ZM257 162V161H256ZM39 163V162H38ZM37 163V164H38ZM40 163H39V165H40ZM52 163H53V161H52ZM66 163V162H65ZM85 163V162H84ZM171 163H172V161H171ZM191 163H195L197 166H195L196 168H191V165H192V167H194L193 166V164H191ZM233 163V162H232ZM238 163V162H237ZM243 163V162H242ZM253 163H252V165H253ZM258 164H259V162H257ZM17 164V163H16ZM32 164V163H31ZM48 163H46V164H44V166L45 165H47ZM55 164V163H54ZM59 162H58V166H59ZM61 164H63V163H61ZM68 164V163H67ZM75 164V163H74ZM77 164V163H76ZM111 164H112V162H111ZM169 164V163H168ZM207 164V163H206ZM207 164V165H208ZM226 164V165H227ZM231 164V163H230ZM234 164V163H233ZM233 164H231V165H233ZM245 164H247L246 162H245ZM52 165V164H51ZM50 165V166H51ZM64 165V164H63ZM66 165V164H65ZM78 165V164H77ZM95 165V164H94ZM120 165V164H119ZM124 165H125V163H124ZM128 165V164H127ZM136 165V164H135ZM173 165V164H172ZM200 165V164H199ZM206 165V166H207ZM248 165H251V164H247V167H249ZM257 165V164H256ZM260 165V166H261ZM40 166H43V165H40ZM55 166V165H54ZM67 166V165H66ZM86 166V165H85ZM91 166V165H90ZM129 166V165H128ZM171 166V165H170ZM200 166H202V165H200ZM230 166V165H229ZM242 166H243V164H242ZM241 166V167H242ZM35 167V166H34ZM53 167V166H52ZM62 167V166H61ZM73 167V166H72ZM84 167V166H83ZM82 167V168H83ZM97 167V166H96ZM100 167V166H99ZM98 167V168H99ZM113 167H115V166H113ZM132 167V166H131ZM204 167V166H203ZM227 167V166H226ZM251 167V166H250ZM253 167V166H252ZM251 167V168H252ZM256 167V166H255ZM259 167V166H258ZM10 168V167H9ZM46 168V167H45ZM64 167H62V169H63ZM66 168V167H65ZM81 168V169H82ZM95 168V167H94ZM110 168H112V167H110ZM117 168V167H116ZM115 168V169H116ZM122 168V167H121ZM164 168H167L166 166L164 167ZM200 168V167H199ZM218 168V167H217ZM228 168V167H227ZM226 168V169H227ZM240 168V167H239ZM250 168V169H251ZM257 168V167H256ZM255 168V169H256ZM262 168V167H261ZM44 169V168H43ZM48 169V168H47ZM54 169V168H53ZM69 169L70 168H68V171H69ZM84 169V168H83ZM83 169L81 170V171H83ZM86 169V168H85ZM114 169V168H113ZM119 169V168H118ZM202 169V168H201ZM204 169V168H203ZM232 169H234V168H232ZM237 169V168H236ZM260 169V168H259ZM263 169V168H262ZM42 169H39V172L41 171ZM96 170V169H95ZM98 170V169H97ZM96 170V171H97ZM121 170H123V168L121 169ZM126 170V169H125ZM129 170V169H128ZM136 170V169H135ZM172 170H176V169H172ZM231 170V169H230ZM230 170H229V172H230ZM252 170V169H251ZM43 171H45V169L43 170ZM53 171V170H52ZM66 171H67V169H66ZM80 171V172H81ZM99 171V170H98ZM97 171V172H98ZM101 171V170H100ZM115 171V170H114ZM202 171H204V170H202ZM220 171V170H219ZM225 170H223V173H225L224 172ZM226 171H228V169L226 170ZM238 171V170H237ZM248 171H250V170H248ZM253 171V170H252ZM262 171H264V170H262ZM262 171L260 172V174L258 175L257 174V176L259 177V176H263L264 175V172L262 173ZM36 172H38V170H36ZM42 172V171H41ZM62 172H64V169H63V171ZM85 172V171H84ZM83 172V173H84ZM92 172V171H91ZM128 172V171H127ZM146 172V173H145ZM218 172V171H217ZM228 172V173H229ZM234 172H235V170H234ZM16 173V172H15ZM31 173V172H30ZM68 173V172H67ZM77 173V172H76ZM99 173V172H98ZM116 173V172H115ZM117 173H118V171H117ZM168 173H170L169 171H168ZM220 173H221V171H220ZM231 173V172H230ZM32 174V173H31ZM50 174V173H49ZM54 174V173H53ZM53 174H51V175H53ZM78 174H80V173H78ZM90 174V173H89ZM166 174V173H165ZM171 174V173H170ZM233 174V173H232ZM30 175V174H29ZM63 175V174H62ZM82 175V174H81ZM84 176H85V174H83ZM173 175V174H172ZM171 175V176H172ZM226 175H228V174H226ZM233 175H236V173L235 174H233ZM34 176V175H33ZM47 176V175H46ZM231 176V175H230ZM3 177V176H2ZM49 177H51V176H49ZM71 177H73V174H72V176ZM116 177H118V176H116ZM181 177V179H179ZM182 177L184 178V181H182L183 179H182ZM213 177V178H212ZM227 177H229V175L227 176ZM232 177V176H231ZM237 177V176H236ZM257 177V178H258ZM264 177V176H263ZM9 178V177H8ZM39 178V177H38ZM40 178H42V177H40ZM55 178H56V176H55ZM67 178V177H66ZM74 178V177H73ZM77 178H79V177H77ZM80 178H82L81 176H80ZM93 178H94V176H93ZM92 178V179H93ZM99 178V177H98ZM201 178V177H200ZM7 179V178H6ZM34 179V178H33ZM65 179V178H64ZM88 179H89V177H88ZM87 179V180H88ZM91 179V178H90ZM116 179V178H115ZM118 179V178H117ZM119 179H120V177H119ZM118 179V180H119ZM175 179V178H174ZM175 179V180H176ZM229 179V178H228ZM227 179V180H228ZM260 179V178H259ZM258 179V180H259ZM15 180V179H14ZM38 180V179H37ZM42 180V179H41ZM48 180V179H47ZM55 180V179H54ZM73 180V179H72ZM71 180V181H72ZM78 180V179H77ZM80 180V179H79ZM83 180V179H82ZM95 180H96V178H95ZM147 179H145V181H146ZM148 180L146 181V183L148 182ZM223 180H225V181H227L226 180V178L224 179L223 178ZM223 180H221V181H223ZM238 180V179H237ZM237 180H235V182H237ZM245 180V179H244ZM248 180V179H247ZM257 180V182H262V180L261 181H258ZM50 181V180H49ZM48 181V182H49ZM65 181H67V180H65ZM90 181V180H89ZM92 181V180H91ZM97 181V180H96ZM230 180H228V182H229ZM242 181H243V179H242ZM251 181V180H250ZM264 181V180H263ZM5 182V181H4ZM44 182V181H43ZM47 182V181H46ZM52 182V181H51ZM54 182V181H53ZM52 182V183H53ZM70 182V181H69ZM72 182H74V181H72ZM75 182H76V180H75ZM78 182V181H77ZM172 182V181H171ZM170 182V183H171ZM254 182V181H253ZM33 183V182H32ZM42 183V182H41ZM50 183V182H49ZM54 183H56V182H54ZM67 184H69L68 182H66ZM81 183V182H80ZM238 183H239V181H238ZM237 183V184H238ZM241 183V182H240ZM264 183V182H263ZM38 184H39V182H38ZM85 184V183H84ZM243 185H244V183H242ZM28 185V184H27ZM34 185V184H33ZM42 185V184H41ZM51 185V184H50ZM101 185H102V183H101ZM167 185V186H166ZM171 186H172V184H170ZM248 185V184H247ZM250 185V184H249ZM38 186V185H37ZM48 186V185H47ZM54 186V185H53ZM78 186V185H77ZM76 186V187H77ZM82 186V185H81ZM85 186L88 188L89 186H87V183L85 184ZM145 186V185H144ZM150 186V187H151ZM28 187H30V186H28ZM28 187H26V188H28ZM33 187V186H32ZM31 187V188H32ZM35 187V186H34ZM41 187V186H40ZM72 187H73V185H72ZM84 187V186H83ZM86 187H85V189H86ZM100 187V186H99ZM152 187V188H153ZM178 188V190H180L181 192H182V188ZM216 187V188H215ZM9 188V187H8ZM96 188H98V187H96ZM151 188V189H152ZM168 188V189H169ZM29 189V188H28ZM35 189V188H34ZM37 189H39V188H37ZM54 189V188H53ZM53 189H51V190H53ZM57 189V188H56ZM73 189V188H72ZM90 189V188H89ZM89 189H87V190H89ZM103 189V188H102ZM110 189V188H109ZM148 189V188H147ZM0 190H1V188H0ZM51 190L49 191V193L51 192ZM71 190V189H70ZM232 190V191H231ZM27 191V190H26ZM35 191V190H34ZM46 191V190H45ZM54 191V190H53ZM90 191V190H89ZM88 191V192H89ZM142 191V190H141ZM151 191V190H150ZM30 192V191H29ZM41 192V191H40ZM77 192V191H76ZM82 192V191H81ZM83 192H85V191H83ZM93 192V191H92ZM92 192H90V193H92ZM144 192V191H143ZM157 192H156V194H157ZM175 192V193H174ZM185 192V191H184ZM259 192V191H258ZM33 193V192H32ZM37 192L35 191V194H36ZM42 193V192H41ZM65 193V192H64ZM94 193H96V192H94ZM94 193H93V195H94ZM103 192H101L100 191V194H102ZM134 193V192H133ZM150 193H152V192H150ZM149 193V194H150ZM169 193L172 195V197L170 198V196H169ZM175 195H174V194ZM248 193V194H247ZM35 194L33 195V196H35ZM53 194H54V192H53ZM52 194V195H53ZM66 194V193H65ZM85 194V193H84ZM88 194V193H87ZM104 194V193H103ZM127 194V193H126ZM137 194V193H136ZM148 194V193H147ZM155 193L153 192V195H154ZM260 194V196L262 195L261 193H259ZM1 195V194H0ZM32 195V194H31ZM49 195V194H48ZM56 195V194H55ZM77 195V194H76ZM115 195V194H114ZM133 195V194H132ZM142 195H144V196H146V193H144V194H142ZM151 195V194H150ZM28 196H29V193H28ZM28 197V198H34V197ZM40 196H41V198H39V194H38V197H36L35 196V198H34V202L32 203L31 202V205L29 204V207H30V209L31 210H33V211H39V209H42V208H44L43 206H44V204H43V202H42V200H43V196L40 194ZM47 196V195H46ZM54 196V195H53ZM59 196V195H58ZM64 196V195H63ZM79 196V195H78ZM100 196V195H99ZM125 196V195H124ZM183 196V195H182ZM255 196V195H254ZM43 197V198H42ZM83 197V196H82ZM95 197V196H94ZM94 197H92V198H94ZM113 197V196H112ZM132 197V196H131ZM143 197V196H142ZM175 197V198H174ZM183 197V198H184ZM62 198V197H61ZM89 198V197H88ZM110 198V197H109ZM118 198V197H117ZM138 198V197H137ZM137 198H135V199H137ZM146 198V197H145ZM148 198V197H147ZM150 198V197H149ZM151 198H154V197H151ZM172 198H173V201H172ZM182 197H180V199H178V200H182L181 199ZM251 198V197H250ZM12 199V198H11ZM58 199V198H57ZM69 199H71V198H69ZM68 199V200H69ZM103 199V198H102ZM112 199V198H111ZM119 199H121V198H119ZM168 199H169V201H170V203H169V201H168ZM171 199V200H170ZM187 199L185 200L186 202H187ZM255 199V198H254ZM258 199V198H257ZM10 200V199H9ZM33 200V199H32ZM49 200H50V198H49ZM68 200H66V201H68ZM97 200V199H96ZM114 200V199H113ZM127 200V199H126ZM130 200V199H129ZM184 200V199H183ZM212 201V202H214V203H211L210 201ZM259 200L260 199H258V200H256V203H257V201L259 202ZM1 201V200H0ZM3 201V200H2ZM6 201V200H5ZM10 201H12V200H10ZM51 201V200H50ZM65 201V200H64ZM85 201H86V199H85ZM84 201V202H85ZM98 201V200H97ZM108 201H110L109 199H108ZM125 201V200H124ZM137 201V200H136ZM175 201H177V200H175ZM184 201V202H185ZM264 201V200H263ZM9 202V201H8ZM54 202V201H53ZM91 202V201H90ZM89 202V203H90ZM94 202V201H93ZM121 202V201H120ZM119 202V203H120ZM130 202V201H129ZM146 202H148V201H146ZM165 202V203H164ZM168 202V203H167ZM179 202V203H178ZM181 202H183V201H177V204H173L174 205V207L176 206V205H180V203ZM183 202V203H184ZM11 203V202H10ZM86 203V202H85ZM128 203V202H127ZM182 203V204H183ZM249 203V202H248ZM253 204V203H251V206H253V208L256 210V213L257 212H259V215H262V218H261V220L262 221H257L258 219H256L255 217H251L250 219H248L250 216H251V214L252 213H250V216L247 218L248 219V221H246V223H244V222H242L243 223V225L245 224V227H246V230L248 229V232L251 230H256V229H258L259 230V232L260 233H264V207H262V206H260L261 205V203H262V201H260L259 203H260V205H259V203H258V205L257 204ZM264 203V202H263ZM47 204H49V202L47 203ZM138 204V203H137ZM171 204V205H172ZM253 204V205H252ZM0 205H1V203H0ZM69 205V204H68ZM87 205V204H86ZM96 205V204H95ZM167 205V206H166ZM183 205H185V204H183ZM183 205H182V207H183ZM13 206V205H12ZM51 206V205H50ZM54 206V205H53ZM56 206V205H55ZM91 206V205H90ZM138 206V205H137ZM147 206V205H146ZM148 206H150V205H148ZM3 207V206H2ZM15 207V206H14ZM144 207V206H143ZM179 208H180V206H178ZM182 207H181V209H182ZM225 207V208H224ZM53 208V207H52ZM179 208H178V210H179ZM212 208V210H214L213 211V213H212V210H211V214L209 215H206L208 212H210L209 211V209H211ZM250 208V207H249ZM252 208V209H253ZM75 209V208H74ZM146 209V208H145ZM180 209V210H181ZM183 209H184V207H183ZM66 210V209H65ZM147 210V209H146ZM218 210H221V211H219L220 213H217L218 212ZM241 210V209H240ZM243 210V209H242ZM255 210H253V213L255 212ZM1 211V210H0ZM58 211V210H57ZM67 211V210H66ZM77 211V210H76ZM247 211V210H246ZM248 211H250V210H248ZM19 212V211H18ZM50 212V211H49ZM60 212H62V211H60ZM178 211L176 212L177 214L179 213ZM3 213V212H2ZM173 213V214H172ZM203 213L207 216H204L203 215ZM247 213V212H246ZM20 214V213H19ZM46 214V213H45ZM11 215V214H10ZM56 215V214H55ZM54 215V216H55ZM99 215H100V213H99ZM98 215V216H99ZM102 215V214H101ZM240 215H241V213H240ZM12 216V215H11ZM44 216V215H43ZM46 216V215H45ZM64 216V215H63ZM68 216V215H67ZM115 216V215H114ZM143 216V215H142ZM178 216H180V215H178ZM4 217V216H3ZM17 217V216H16ZM15 217V218H16ZM62 217V216H61ZM182 217V216H181ZM206 217V218H205ZM14 218V219H15ZM25 218V217H24ZM52 218V217H51ZM54 218V217H53ZM56 218H58V217H56ZM63 218V217H62ZM103 218V217H102ZM13 219V220H14ZM18 219V218H17ZM44 219H46V218H44ZM50 219V218H49ZM60 219V218H59ZM83 219V218H82ZM91 219H93V218H91ZM98 219H100V218H98ZM114 219H116L115 217H114ZM4 220V219H3ZM47 220H48V218H47ZM54 220H56V219H54ZM64 220V219H63ZM119 220H121V218H119ZM172 220H173V218H172ZM171 220V221H172ZM175 220V219H174ZM177 220V219H176ZM185 220H183V221H185ZM239 220V221H238ZM144 221V220H143ZM45 222H47V221H45ZM62 222H64V221H62ZM186 222L184 223L185 224V226H186ZM51 223V222H50ZM54 223V222H53ZM57 223V222H56ZM55 223V224H56ZM241 225H240V224ZM18 224V223H17ZM60 224V223H59ZM85 224V223H84ZM112 224V223H111ZM118 224V223H117ZM177 224V221H175V226H177L176 225ZM179 224V223H178ZM242 225V226H243ZM23 226V228L25 227V229L28 227H26L25 225H22ZM32 226V225H31ZM95 226V225H94ZM59 227L61 228V225H59ZM92 227V226H91ZM90 227V228H91ZM227 227V226H226ZM229 227H227V228H229ZM245 227H244V229H245ZM10 228H12V227H10ZM14 228V227H13ZM55 228H56V226H55ZM78 227H76V229H77ZM98 228V227H97ZM190 228H192L193 229V232H189L190 231ZM241 228V229H240ZM9 229V228H8ZM30 229H32V230H34L33 229V227L32 228H30ZM80 229V228H79ZM88 229V228H87ZM169 229V230H170ZM18 230V229H17ZM22 230V229H21ZM27 230V229H26ZM25 230V231H26ZM74 230V229H73ZM141 230V229H140ZM141 230V231H142ZM224 230H226V229H223V232H224ZM11 231V230H10ZM29 231V230H28ZM77 231H79V230H77ZM100 231V230H99ZM98 231V232H99ZM135 231V230H134ZM239 231V232H238ZM251 231H250V234H251ZM18 232H20V233H22L20 230H18ZM32 232V231H31ZM76 232V231H75ZM84 232V231H83ZM89 232V231H88ZM167 232H169L168 230H167ZM166 232V233H167ZM188 232V233H187ZM245 232V231H244ZM254 232V231H253ZM253 232H252V234H253ZM17 233V232H16ZM19 233V235H22V234H20ZM33 233V232H32ZM85 233H86V231H85ZM140 233V232H139ZM256 233V235L257 236H261V234H257V231L255 232ZM254 233V234H255ZM11 234V233H10ZM38 233H36V235H37ZM40 234V233H39ZM46 234V233H45ZM87 234V233H86ZM90 234V233H89ZM88 234V235H89ZM95 234H97V233H95ZM99 234V233H98ZM132 234V233H131ZM186 234H188V236H187V238L185 239V235ZM245 234H247V233H245ZM19 235H18V237H19ZM30 235V234H29ZM35 235V234H34ZM78 235V234H77ZM84 235V234H83ZM93 235V234H92ZM123 235V234H122ZM136 235V234H135ZM135 235H133L132 234V236L134 237ZM184 235V236H183ZM225 235H226V233H225ZM230 235V234H229ZM228 235V236H229ZM255 235V236H256ZM10 236H12V235H10ZM9 236V237H10ZM23 236V235H22ZM89 236H91V235H89ZM95 236V235H94ZM97 236V235H96ZM99 236V235H98ZM107 236V235H106ZM117 236V235H116ZM222 236V235H221ZM2 237V236H1ZM64 237V236H63ZM62 237V238H63ZM74 237V236H73ZM78 237V236H77ZM82 237V236H81ZM135 237H137V235L135 236ZM151 237H153L152 239H151ZM163 237V238H162ZM165 237V238H164ZM183 237H184V239H183ZM235 237H238V236H235ZM261 237H263V236H261ZM20 238H21V236H20ZM26 238V237H25ZM42 238H44V237H42ZM50 238V237H49ZM48 238V239H49ZM58 238V237H57ZM56 238V239H57ZM61 238V239H62ZM65 238V237H64ZM63 238V239H64ZM86 238V237H85ZM95 238V237H94ZM105 238V237H104ZM110 238H111V236H110ZM112 238H113V236H112ZM255 238H257V237H255ZM13 239V238H12ZM19 239V238H18ZM18 239L16 240V244H18L17 243V241H18ZM48 239H46L47 241H48ZM60 239V240H61ZM80 239V238H79ZM88 239H92V238H88ZM99 239V238H98ZM116 239V238H115ZM128 240H130L129 239V237L127 238ZM21 240V239H20ZM23 240V239H22ZM29 240H30V238H29ZM38 240V239H37ZM39 240H42V239H39ZM51 240V239H50ZM59 240V239H58ZM59 240V241H60ZM73 240V239H72ZM71 240V241H72ZM85 240V239H84ZM87 240V239H86ZM132 240V239H131ZM130 240V241H131ZM13 241V240H12ZM109 241V240H108ZM107 241V242H108ZM115 241H117V240H114V242ZM124 241V240H123ZM125 241H127V240H125ZM136 241V240H135ZM230 241H231V238H230ZM1 242V241H0ZM40 242V241H39ZM45 242V241H44ZM49 242V241H48ZM51 242H53V241H51ZM58 242V241H57ZM79 242V241H78ZM91 242V241H90ZM106 242V241H105ZM122 242V241H121ZM138 242V241H137ZM161 242H162V244H161ZM233 242L235 243V242H237L235 239L233 240ZM26 243V242H25ZM29 243V242H28ZM34 243V242H33ZM41 243V242H40ZM66 243V242H65ZM109 243H110V241H109ZM119 242H116V243H114V245L115 244H118ZM139 243V242H138ZM222 243V242H221ZM261 243V244H260ZM4 244H6V243H4ZM10 244V243H9ZM22 244V241H21V243H20V245ZM30 244V243H29ZM47 244H49V243H47ZM46 244V245H47ZM55 244V243H54ZM76 244V243H75ZM79 244L81 245V243H78V246H79ZM125 244V243H124ZM135 244H137V243H135ZM242 244V243H241ZM240 244V246H242ZM15 245V244H14ZM14 245H12V246H14ZM96 245V244H95ZM98 245V244H97ZM130 245V244H129ZM161 245H162V248H161ZM170 245V244H169ZM205 245H207V247H205ZM226 245V244H225ZM238 245V244H237ZM9 246V245H8ZM11 246V247H12ZM19 246V245H18ZM22 246V245H21ZM24 246H25V244H24ZM41 246V245H40ZM43 246V245H42ZM52 246V245H51ZM74 246V245H73ZM77 246V245H76ZM89 246V245H88ZM112 246V245H111ZM116 246V245H115ZM121 246H123V245H121ZM131 246V245H130ZM134 246H138V245H134ZM141 246V245H140ZM204 246V247H203ZM210 246H212V247H210ZM256 246V245H255ZM5 247H6V245H5ZM15 247V246H14ZM13 247V248H14ZM44 247H45V245H44ZM53 247V246H52ZM62 247V246H61ZM92 247V246H91ZM109 247V246H108ZM124 247V246H123ZM164 247V248H165ZM169 247H171V246H169ZM169 247H168V250H169ZM47 248V247H46ZM49 248H51V247H49ZM63 248V247H62ZM67 249H68V247H66ZM78 248H80V247H78ZM81 248H82V246H81ZM94 248V247H93ZM110 248V247H109ZM114 248V247H113ZM125 248V247H124ZM124 248L122 249V250H124ZM131 248V247H130ZM172 248V247H171ZM176 248H174V250L176 249ZM198 248H211V249H207V251L206 252H204L203 254L201 253V255H199V253L198 252H200V250L199 251H197V249ZM4 249V248H3ZM6 249V248H5ZM14 249H16V248H14ZM55 248H53V250H54ZM75 249V248H74ZM104 249V248H103ZM115 249V248H114ZM173 249V248H172ZM225 249V248H224ZM19 251H18V253L20 252V254H18L17 256H18V259H16V261H14V260H12V262L15 264V262H16V264H41V262L40 261H42L43 262V264H49L48 263V261H50L49 260V255H48V257L47 256H45L46 255V253H44V251H42L43 252V254H45V255H43V254H41V250H35V251H31V250H29L28 248H19L18 249ZM47 250V249H46ZM51 250V249H50ZM87 250H90V248L88 247V249ZM106 250V249H105ZM111 250H112V248H111ZM121 250V249H120ZM130 250V252H132V250L131 249H129ZM129 250H127V251H129ZM137 250V249H136ZM135 250V251H136ZM166 250V249H165ZM164 250V251H165ZM167 250V251H168ZM191 250H193L194 252H190ZM202 250V249H201ZM204 250V249H203ZM212 250V251H211ZM247 250H248V252L250 251L251 252V255L249 256V257H246L247 259V261L244 259L245 257L243 256V259L244 260H242L241 258V255H245V256H247V254H245L246 252H247ZM263 250H264V248H263ZM263 250H262V252H263ZM74 251V250H73ZM77 251V250H76ZM113 251V250H112ZM134 251V252H135ZM163 251V253H165ZM172 251V250H171ZM170 251V253H172ZM177 251V250H176ZM224 250H222V252H223ZM225 252H223L224 254H225ZM261 251H260V253H262ZM9 253V252H8ZM11 253H12V250H11ZM10 253V254H11ZM49 253V252H48ZM56 253H57V255L56 256H53L52 254H50V258L54 261L55 259V261H56V264H70L71 262V258L69 257V255L68 254H64V252H60V253H58V251H56ZM94 253V252H93ZM110 253V252H109ZM114 253V252H113ZM139 253V252H138ZM207 253V254H206ZM232 253V254H231ZM259 253V254H260ZM2 254V253H1ZM92 254V253H91ZM96 254V253H95ZM137 253H130V255H129V260H127V261H129V262H127V263H125V261L122 263V262H118L117 260L116 261H114L113 262V264H140V262H139V260H138V256L136 255ZM140 254H142L141 253V251H140ZM166 254V253H165ZM164 254V255H165ZM169 254V253H168ZM176 254V253H175ZM218 254V253H217ZM223 254V255H224ZM226 254V255H227ZM248 254H250V253H248ZM254 254H257L256 256L254 255ZM13 255V254H12ZM14 255H15V253H14ZM14 255L12 256V258H14ZM139 255V254H138ZM160 255H162V252H161V254ZM169 255H171V254H169ZM210 255V256H209ZM255 257H254V256ZM5 256V255H4ZM111 256V255H110ZM165 256H167V255H165ZM221 256H222V254H221ZM241 258H240V257ZM11 257V256H10ZM90 257V256H89ZM162 257H163V255H162ZM170 257H173L174 258V256L173 255H171ZM254 257V258H253ZM7 258V257H6ZM16 258V257H15ZM87 258H88V256H87ZM222 258V257H221ZM3 259V258H2ZM4 259H5V257H4ZM8 259V258H7ZM10 260V262H11V258H9ZM257 259H258V262H261V260L259 261V257H257L254 261H256L257 262ZM51 260V261H52ZM202 260V261H201ZM250 260V262L252 261L251 260V258L249 259ZM121 261H122V259H121ZM177 261V260H176ZM177 261V262H178ZM40 262V263H39ZM256 262H254V263H252V264H259V263H256ZM264 262V261H263ZM5 263V262H4ZM3 263V264H4ZM10 264V263H9ZM12 264V263H11ZM54 264V263H53ZM91 264H93V263H91ZM103 264V263H102ZM264 264V263H263Z\"/></svg>","mask_w":264,"mask_h":264}]
</instances>
